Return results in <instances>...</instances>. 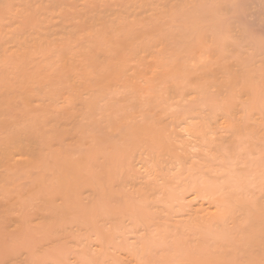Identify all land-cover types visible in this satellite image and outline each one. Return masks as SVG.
<instances>
[{"label":"rangeland","instance_id":"374dc122","mask_svg":"<svg viewBox=\"0 0 264 264\" xmlns=\"http://www.w3.org/2000/svg\"><path fill=\"white\" fill-rule=\"evenodd\" d=\"M3 1V2H2ZM11 1V2H10ZM13 1V2H12ZM32 1V2H31ZM129 1V2H128ZM135 1V2H134ZM153 1V2H152ZM165 1H167V0H126V2H125V0H8L7 2H6V0H0V49L1 50H3L4 51V54L6 55V56H4V54H3V57L2 58H0V73L3 75V72H4V70L6 71V73H7V71H9V70H11V68L13 69L14 67H15V65H18L19 64V62L21 63V62H24V60L23 59H21L20 57V59L18 58V56H17V54H15V55H10L9 53L10 52H8V51H10V49H16V48H18V47H20V44L21 45H23V43H25V44H27V45H32L33 46V50H34V48H35V46L38 48V49H36V52H40L39 54V59H41V58H43L44 59V61L45 60H47L48 58H50V57H53L54 56V54H55V56L54 57H57V58H62V57H65V58H68L69 57V55H72V56H75V57H80V55L81 54H83V55H85V54H87L89 51H93V50H95V49H98L99 47H101V46H103V45H106V43L108 44V42L110 41V40H108L109 38L110 39H113L114 38V36H116L117 34H118V32H121V34L122 33H126V32H128V31H130L131 29L132 30H134V29H137V28H141V27H148L149 25H150V23H155V22H157L156 24L159 26V23H160V27L162 28L161 30H164V31H161V36L163 37V40L161 41V45L163 46V48H164V46H167L168 48H173V47H175V46H177V44H179L178 46H182L183 44H182V42H184L187 38V36L188 37H192V40L190 39V42L192 41V42H196V43H193V46L194 47H192V52H191V54L193 55H191L192 57H194L193 59H194V61H195V63H197L198 64V62H202V64H198L197 66H199V68H196V70H198V72L197 71H195L196 73V75L195 76H197L198 74H203V72L205 71V69H203V70H201L202 68H203V66H205V64L204 63H206V66L205 67H207L208 68V66H207V64L209 65V67H210V69L208 68L206 71L208 72V76L210 75L211 77H213V76H216L217 75V79H220V80H225L226 78H228V77H230L229 76V74H233V76L235 77V78H233L232 76V78L233 79H235L236 81L234 82V81H232L231 80V78H229L230 80H231V83H232V85H233V83H234V85L233 86H235L234 88H235V90H237V91H235L236 93H238V94H236V97L234 96L232 99H234V100H232V102L234 103L233 104V106H232V109L229 107V109L232 111L233 109H234V111H235V109H236V111L234 112H232L233 113V118H235L234 120H232L233 121V123H235V120H236V129H232V130H234L233 132H230V128H224V127H220L219 129H218V131L216 132V133H218V135H216V136H219V137H221V139L222 140H219V141H221V145H222V150H220V153H217V154H222V155H220V156H224V158L223 157H219L218 155H217V157H219V160H218V158L217 159H215L214 160V163L212 162V160H211V153L213 152H210L207 148H206V151H205V148H204V151H205V153H204V155H205V157L206 158H203L202 156H204V155H199V153L200 154H203L202 152L203 151H200L199 150V148H197V150H199L200 152L198 153L197 151L196 152H194V154H197V156L195 155V157L194 156H192L191 154H193V151H195L196 149V147H201L200 145L199 146H196V144H197V142L196 143H194L195 141H197L196 139H195V137H192V136H190L191 138H194V140H192L190 137L188 138L189 139V142L187 141L188 139L187 138H185V134H184V136L183 135H180V137L178 138L179 140H178V144L180 145L181 144V146L183 145L184 146V144L182 143V140L184 139V140H186L185 142H187V144H188V147H187V145H186V147L187 148H189L188 150H187V148L186 149H184V147L182 146V148H180L181 149V151L184 153H182L185 157H188V160H189V158L191 159V160H187L188 162H189V164L190 165H188V166H190V168H191V174L193 173V176L195 175V174H197V175H195L194 177H193V179L192 180H190L189 178H191L189 175H191L190 174V172L189 173H187V172H184V174L186 173L187 175H188V177L186 178L188 181H190L188 184H186L188 181L185 179V176H182V175H184L183 174V172H180L179 174H177V176H180V177H178V178H173V177H171V180L170 179H168V177H169V175L171 176L172 174L170 173L169 174V172H168V175H167V179L170 181V183H171V185H168L167 186V184H166V182H167V179H166V182L164 181V179L162 180L161 179V177H158V175L160 174V171L162 172L160 175L162 176V174H165V169H166V167H167V170H171L170 172H172V171H174L175 169L174 168H176V167H174V168H170L171 166L173 167V165H171L172 163H170V167H169V163L167 164V163H165V165H166V167L164 166V171H163V169L161 170L160 169V167H158L157 166V168H156V170H153V173L154 174H156V175H151V174H147L146 173V170H145V167H142L141 166V164H143V162L141 163V164H139L141 161H139V163H137L138 162V160L140 159V157H136L135 156V154H133L135 157H136V160H137V158H139L137 161L134 159L135 157H132V156H130V157H132L131 158V160L129 159V154H127V155H125V156H123L124 157V161H123V159L121 158V156L119 155V157H120V159H116V162H114V163H116V164H114V166H113V169L111 168V171L113 170V172L111 173V172H109L108 170L110 169L108 166V170L107 169H105V171L107 170V172H109V173H106L105 171H103L104 170V165L102 164L103 163V160H104V158H103V156L104 155H107V154H102V153H108V152H100L99 150H101V151H103V148H107L106 150L108 151L109 150V152L111 153V151L110 150H115L114 148H112V146H116V147H119V145L121 146V148H120V150L123 148L122 147V143H123V145H124V147H125V143L126 144H128L127 143V139L126 140H124V138L121 136V138L119 137V134H118V132H121L122 130V128H120V130L121 131H118V129H119V123L117 122V125H115L114 126V124H116V120L118 119H116L115 117V119H113V121L114 122H112V123H110L109 121V123H107L108 124V126H110V125H112L113 127H115V128H112L111 126V128L109 127V128H107V129H105V130H108V129H111L112 131H113V133L115 132V130H116V132L113 134L112 132V135H110V136H107L108 134H111L110 133V131L108 132V131H104L105 133H107V135L106 134H104V132L102 131V129H97L96 127V125H95V128L99 131H101V132H98L99 134L101 133V137L103 136V137H105L106 139H108V144L110 145H105V143L104 144H98V142L100 143V140L99 139H97V137L99 136L95 131H93V133L94 134H96V137H94L93 139L92 138H90V139H88L87 137H84V139L86 138L89 142H91L92 143V145H94V141H92V140H98V141H96L97 143V145L96 146H93L91 149L92 150H96L95 152H93L91 149L89 150V148H90V146H92L91 144H89L88 145V141L86 140V142H88L87 144L85 143V145L83 144L82 145V143L80 144V142H78V141H80V140H82V138H83V135H88V134H85L87 131H89V132H87V133H89V134H91L92 132L90 131V130H88L90 127L89 126H86L85 127V125H84V127L85 128H87V130L86 131H84L85 130V128L83 129L82 127L83 126H81V128L83 129V133L81 132L82 130H81V128H79L80 126H78V125H80V124H84V122H85V119L84 120H81L82 119V117H80V119H79V117H78V120H80V123L78 124V122H77V118L76 119H74L75 121H76V124L75 123H73V121L72 120H68V119H72V118H74V117H72L71 115H69L68 113H70V112H68L67 113V111H69L70 110V108L72 107V106H70V107H68V109L69 110H67V109H63V108H61V107H65L66 105H63V103H64V101L63 100H61L59 103H61L62 101H63V103L62 104H59L58 102H57V104H59V105H57L55 108H53V110H54V115L55 116H52V117H56V119L58 118V119H60L61 118V120L63 119V118H66V113L69 115H67V120H68V122L66 121V124H64L63 125V122L65 123V121H63V122H57L58 120H56L55 119V121H56V124H57V126L59 125V124H61V126L63 125V127H67L68 129H69V127L68 126H70V127H72V124H74L75 126L77 125V130H79V134L77 133V131H76V127L75 128H73V129H75V131L74 130H71V131H73V132H70V134H71V136H70V134L67 136V138L65 137V139H64V141H63V144L65 145V147L63 146V147H61V149L63 150V152H64V150L66 151V153H68L67 151H69L70 153H75V155H72V156H74L73 158H79V157H85V155L86 154H88V155H86L87 157L89 156L90 157V154H91V152L90 151H92V154L94 153V155L96 154V152L98 153L97 155H96V157H98L96 160H98V161H94V162H96V163H99L100 161H102V163L100 162L99 163V165L100 166H95V165H92V163H91V166L87 169L88 171V175H89V177L90 178H93V180H94V178H96L97 177V175H99V174H101L102 173V175H100L101 177L99 178V177H97V178H99V180H98V182H100V181H102L103 182V180H104V184L103 183H101L102 184V187H103V185H104V187H106L105 188V190L104 191H106L105 192V194L107 195V196H105L104 194L102 195V194H99V189H100V187H101V184L100 183H98L99 185H97L98 187H99V189L96 191V192H94L95 190L93 189L92 190V188H91V186H94V184H92L93 182H96V181H93L92 183H91V186L90 187H88V184H85V186L84 187H82V188H86V189H88V188H90V189H88V190H83L82 192H81V194H82V198H81V196H80V199H79V201H81L82 200V202H80V203H82V204H84V207H86L87 205H89L86 209L90 212H86V209L84 210V212H85V215L87 214V215H89L90 216V219L88 218V216H85V217H83V218H81V216H82V214H80V212L79 213H77V214H79V215H81V216H78V217H76L73 221L72 220H66V221H61L60 220V217L59 216H56L55 215V213H53V211L52 210H50V211H52V214H51V212L50 211H46L47 212V214H46V216H47V221H45V223L44 222H41L40 221V219H39V212H38V209H37V207H36V205H33V203L32 202H34L35 200H30V198L28 199H25L26 197H21V199H23V200H19L18 199V202H17V204H14L15 202L13 201L15 198V196L16 195H18L17 193H15L16 191V189L14 188V190L12 189V190H9L8 189V191H15L14 192V194H12L11 193V195H12V198L9 196V198H7L8 197V195L10 194L8 191L6 192L5 191V189H3L2 187V189H0V264H98L99 262H100V264H101V261H103L102 262V264H120L119 262H121L122 264H134V263H138L139 264V262H140V264H164V263H166V264H183V263H185V262H188V264H197L196 262H198V261H196V260H200V257L203 259L204 257H206L207 255L209 256V255H211V254H215V255H220V253L219 252H221V256L222 255H224L223 257H221V258H223L224 259V262L223 263H221V264H244L246 261H245V259H246V257H249V258H251V255H254L255 254V256L256 255H258L259 256V259L258 260H260L261 259V261H263V263H264V237H262L263 239H262V241H261V243H260V245H259V242L257 241V242H255L254 244H257L258 243V245L259 246H262V244H263V246H262V248L260 247V249H259V247H256V245H255V249H257V251H255V249L253 250L252 248H250V245H249V247H245V248H247V250H245V248L243 247V245H241L240 246V244H238L239 242H240V239H238L239 237L238 236H240V234L239 233H237V234H234L235 232H237V230H235V231H233L232 233H231V231L229 232V229H228V232H225V230H226V228H224L223 227V230H224V233H222L223 235H221L220 233V235L221 236H223L222 238V241L225 243V241L226 242H230V239H231V245L230 246H227L226 245V243H225V247L224 246H219V248L221 247H223V249H218L217 250V248H216V246H214V245H212L211 243H209V241H207L208 239H209V237L210 236H214L215 238L217 237V235L216 234H214L215 233V230L217 231L218 230V228H219V226L217 227V226H214L215 227V229H214V233L213 234H211V235H208L209 237H207L208 239H206V241L205 242H208V243H205L204 242V235H202V236H204V237H202V236H200L199 234V236H197V231H196V229H194V231H193V229H191V228H189V229H191L192 230V232H187L188 234H186V231H188L186 228H188V227H184V223L185 222H189V221H187L188 219V216H186V215H188L189 214V211H190V213H193V212H191L192 210H195V208L196 207H198V205H200V202L202 203V204H204V205H207V206H211V205H216V204H211L212 203V201H213V199H215V203H219L218 205H222V202L221 201H223L224 199L223 198H219L218 199V197L215 195H213L214 197L213 198H211L212 196V194H210L208 197L207 196H204V195H207V189H214L215 187H221L220 189L221 190H223L222 188L224 187V188H227L228 186H230V185H232V187L230 188V191H232L233 192V195L235 196L239 191H241L243 194H246V198H245V200H246V202L247 201H250V202H252V200H253V198H255V197H257V200H259V202L260 203H258V205H260V207L262 208V210H264V188H263V184H264V172L263 171H261L262 169H264L263 168V166L262 165H264V162L262 163V165L260 164V159H258L259 157H261V156H264V118H263V120H262V118L260 119V117H264L263 116V114H264V109H262V108H264L263 106H264V0H168L167 1V3L165 2ZM206 1V2H205ZM217 3H216V2ZM6 2V3H5ZM16 2V3H15ZM109 2H116V4L115 3H112V5H111V3H109ZM120 2V3H119ZM134 2V3H133ZM147 2H149L150 3V5H149V3H147ZM169 2V3H168ZM171 2V3H170ZM179 2V3H178ZM182 2V3H181ZM201 2V3H200ZM10 3V4H9ZM119 3V4H118ZM157 3V4H156ZM162 3H164V4H162ZM6 4V5H5ZM134 4V5H133ZM167 4V5H166ZM168 4H170L169 6H168ZM188 4V5H187ZM204 4V5H203ZM214 6H213V5ZM8 5H9V8H8ZM13 5V6H12ZM33 5V6H32ZM121 7H119V6ZM132 5V6H131ZM137 5H138V7H137ZM152 5V6H151ZM167 7H166V6ZM172 5V6H171ZM182 5V6H181ZM192 5V6H191ZM198 5V6H197ZM221 7H220V6ZM6 6H7V8H6ZM31 6V7H30ZM114 6V7H113ZM129 6V7H128ZM136 6V7H135ZM142 6V7H141ZM173 6H174V9H173ZM176 6V7H175ZM178 6V7H177ZM182 8H181V7ZM185 6V7H184ZM212 6L213 7H215V6H217L216 7V9L214 8V10H212L211 8H212ZM119 7V8H118ZM127 9H126V8ZM131 7V8H130ZM140 7V8H139ZM201 7V8H200ZM202 7H204V8H202ZM105 8V9H104ZM118 8V9H117ZM139 8V9H138ZM145 9L144 11H140V10H143V9ZM170 8V9H169ZM193 8V9H192ZM207 8H209V10H211L210 12L211 13H209V11H207ZM10 9H12V10H10ZM105 11H104V10ZM108 9V10H107ZM115 9V10H114ZM125 9V10H124ZM164 9H166V10H164ZM168 9V10H167ZM206 11V12H204V10ZM101 10H103V11H101ZM147 10V11H146ZM181 10V11H180ZM183 10V11H182ZM199 10V11H198ZM202 10V11H201ZM156 11V12H155ZM162 11V12H161ZM165 11V12H164ZM134 12V13H133ZM141 12H143L142 14H141ZM167 12H168V14H167ZM170 12V13H169ZM179 12H181V13H179ZM196 12V13H195ZM212 12H214L213 14H212ZM215 12H217V13H215ZM100 13V14H99ZM103 13H105V14H103ZM159 13H161L162 14V16H161V14H159ZM187 13V15H185ZM189 13V14H188ZM198 13V14H197ZM205 13V14H204ZM3 14V15H2ZM109 14H110V16H109ZM115 14V15H114ZM134 14V15H133ZM139 14V15H138ZM173 14V15H172ZM191 14V15H190ZM118 15V16H117ZM132 15V16H131ZM134 16V17H133ZM188 16V17H187ZM193 16V17H192ZM197 16V17H196ZM198 16H199V18H198ZM207 16V17H206ZM122 17V18H121ZM138 17V18H137ZM210 17V18H209ZM98 18V19H97ZM140 18V19H139ZM147 18V19H146ZM148 18H149V20H148ZM189 18V19H188ZM216 20H215V19ZM2 19V20H1ZM35 19V20H34ZM86 19V20H85ZM89 19V20H88ZM130 19V20H129ZM145 19V20H144ZM167 19V20H166ZM190 19H191V21H190ZM200 21H199V20ZM94 20H95V22H94ZM111 20V21H110ZM119 20V21H118ZM125 20V21H124ZM142 20V21H141ZM170 20V21H169ZM193 20H194V22H193ZM208 20H209V22H208ZM212 20V21H211ZM218 20V21H217ZM4 21V22H3ZM104 21H105V23H104ZM139 23H138V22ZM178 21L180 22V23H178ZM199 21V22H198ZM206 21V22H205ZM3 22V23H2ZM100 22V23H99ZM103 22V23H102ZM107 22H108V24H107ZM129 22V23H128ZM141 22V23H140ZM196 22H197V24H196ZM208 22V23H207ZM37 23L41 26V27H39V25H37ZM85 23H86V25H85ZM100 25H99V24ZM122 23V24H121ZM124 23H125V25H124ZM128 23V24H127ZM147 23V24H146ZM183 23V24H182ZM186 23H187V25H186ZM207 23V24H206ZM88 24V25H87ZM98 24V25H97ZM103 24V25H102ZM122 26H121V25ZM130 26L129 27V29H127L128 28V26ZM131 24H132V26L134 25V28L131 26ZM138 24V25H137ZM146 24V26H144ZM195 24V25H194ZM142 25V26H141ZM148 25V26H147ZM172 25V26H171ZM186 25V26H185ZM194 25V26H193ZM199 25H200V27H202V28H200L199 27ZM208 25V26H207ZM107 26V27H106ZM108 26H110V28L108 27ZM135 26H136V28H135ZM139 26V27H138ZM183 26V27H182ZM208 27V28H206V27ZM116 27V28H115ZM118 27V28H117ZM123 27H127L126 29L125 28H123ZM168 27V28H167ZM171 27V28H170ZM177 27V28H176ZM188 27V28H187ZM194 27V28H193ZM215 27H217V28H215ZM35 28V29H34ZM122 28V29H121ZM167 28V29H166ZM179 28V29H178ZM104 29V30H103ZM107 29V30H106ZM109 29V30H108ZM119 29H121L120 31H118ZM124 29V32H122V30ZM110 30H114V32H112V31H110ZM126 30V31H125ZM182 30V31H181ZM219 30V31H218ZM70 31V32H69ZM103 31V32H102ZM105 31V32H104ZM108 31V32H107ZM191 31V32H190ZM199 31H200V33H199ZM216 31V32H215ZM222 31V32H221ZM224 31V32H223ZM102 32V33H101ZM172 32V33H171ZM215 32V33H214ZM36 33V34H35ZM50 33V34H49ZM62 33V34H61ZM71 33V34H70ZM110 33H112V34H110ZM188 33V34H187ZM194 33V34H193ZM197 33H199V34H197ZM64 34V35H63ZM66 34V35H65ZM100 34H103L102 35V37H100ZM115 34V35H114ZM202 34V35H201ZM214 34V35H213ZM224 34V35H223ZM227 34V35H226ZM36 35V37H37V35L39 36L40 35V37L38 38V39H40V41L38 42V39L34 42L33 41V38H35L34 36ZM111 37H110V36ZM177 36V38H176V36ZM186 35V36H185ZM197 35H198V37H197ZM205 35V36H204ZM217 38H216V37ZM66 39H65V38ZM172 37V38H171ZM186 39H185V38ZM201 37V38H200ZM228 37V38H227ZM50 38V39H49ZM71 38V39H70ZM73 38H74V40H73ZM78 38V39H77ZM106 38V39H105ZM170 38V39H169ZM179 38V39H178ZM196 38V39H195ZM102 39H104L103 41H102ZM8 40H10L9 42H8ZM13 40V41H12ZM195 40V41H194ZM212 40V41H211ZM216 40H218V42H219V40H220V44L218 43V42H216ZM44 41V42H43ZM72 41H73V43H72ZM168 41V42H167ZM171 41V42H170ZM181 41V42H180ZM208 41V42H207ZM223 41V42H222ZM234 41V42H233ZM8 42V43H7ZM13 42V43H12ZM18 42V43H17ZM143 42H145V41H141V43H140V41H138L136 44H135V47H134V49L131 51V54L129 55L130 56V58H132V61H133V63H138V64H136V65H139V67L140 68H138L137 70H138V74H134L133 76H131V79H133V80H136V79H139L140 81L139 82H141V81H143V83L141 82V86L139 85V88L141 89V87H142V90H140L143 94L145 93H147L146 95L144 94L143 96H145V97H149L148 99H146V98H144V99H146V100H150L152 103H153V97L155 98L157 95L156 94H162L164 91H166V90H162V87H163V83L161 84V86H160V84H157V82H158V80H157V78L155 79V76L156 77H158V75L160 76V75H162L164 72H165V69H161V68H164V65H163V63H162V59L160 60V59H155V61H154V59L151 57V56H145V55H143V52H141V51H143L144 49H146V48H148V49H150V51H151V54H155V55H158L159 53H158V51L156 52L154 49L156 48L155 47V45L153 44H150V43H144L143 44ZM191 42V43H192ZM35 43V45H33ZM39 43V44H38ZM41 43V44H40ZM103 43V44H102ZM168 43V44H167ZM202 43V44H201ZM141 44V45H140ZM150 44V45H149ZM171 44H173V45H171ZM50 45V46H49ZM92 45H93V47H92ZM95 45V46H94ZM151 45H152V48H154V49H151ZM204 45V46H203ZM216 45H218V46H216ZM227 45V46H226ZM16 46H18V47H16ZM32 46H30V48H32ZM67 47V49L66 48H64V47ZM136 46H137V48H136ZM142 47V50H141V47ZM149 46V47H148ZM46 47V48H45ZM51 49H50V48ZM87 47V48H86ZM167 47H165L166 49H167ZM207 47V48H206ZM225 47V48H224ZM42 48H44V49H42ZM49 50H48V49ZM61 48H62V50H61ZM95 48V49H94ZM205 48H206V50H205ZM210 50H209V49ZM6 50V52H5V50ZM8 49V50H7ZM85 49V50H84ZM148 49H146L147 51H148ZM217 49V50H216ZM30 50V49H29ZM37 50H39V51H37ZM45 50V51H44ZM60 50V51H59ZM67 50V51H66ZM136 50V51H135ZM157 50V49H156ZM199 50V51H198ZM3 51H2V53H3ZM42 51V52H41ZM47 51V52H46ZM54 51V52H53ZM149 51V52H150ZM165 51V50H164ZM167 51V50H166ZM209 51V52H208ZM224 51V52H223ZM34 52V51H33ZM59 52H61V53H59ZM69 52V53H68ZM136 52V53H135ZM155 52V53H154ZM201 52V53H200ZM213 52H216V53H213ZM219 52H220V54H219ZM2 53H1V55H2ZM47 53V54H46ZM51 53V54H50ZM141 53H142V55H141ZM198 53V54H197ZM213 53V54H212ZM29 54V53H28ZM64 54H67V55H64ZM79 54V55H78ZM137 54V55H136ZM200 54V59L201 60H199L198 59V55ZM207 54V55H206ZM219 54V55H218ZM47 55V56H46ZM50 55V57H48ZM133 55H135L134 57H132ZM160 55V54H159ZM205 55V56H204ZM8 56V57H7ZM60 56V57H59ZM68 56V57H67ZM137 56V57H136ZM202 56H204V58L202 57ZM208 56V57H207ZM224 56V57H223ZM13 57V58H12ZM47 57V58H46ZM209 58V59H207V58ZM210 57H211V60H210ZM217 57V58H216ZM9 58L11 59V60H9ZM15 58V59H14ZM24 58V57H23ZM146 58V59H145ZM221 58H223L224 60H222ZM7 59V60H6ZM24 59H26V58H24ZM42 59V60H43ZM203 59V60H202ZM207 59V60H206ZM240 59V60H239ZM254 59H255V61H254ZM17 60V61H16ZM49 60V59H48ZM135 60V61H134ZM156 60H158V61H156ZM246 60V61H245ZM249 60V61H248ZM250 60H251V62H250ZM7 61H8V63H7ZM16 61V62H15ZM144 61H146V62H144ZM160 61H161V63H160ZM204 61H206V62H204ZM254 61V62H253ZM12 62V63H11ZM14 62V63H13ZM43 62V61H42ZM231 62V63H230ZM237 62H239V63H237ZM245 62V63H244ZM3 63V64H2ZM237 63V64H236ZM250 63H251V66L249 67V65H250ZM6 64V65H5ZM10 66H9V65ZM11 64H13V66H11ZM24 63H21V64H19V66L21 65H23ZM231 64V65H230ZM26 65V64H25ZM238 65V66H237ZM6 66V67H5ZM9 66V67H8ZM144 66H146V68L144 67ZM151 66V67H150ZM213 66V67H212ZM220 66H222L223 68H221ZM241 66V67H240ZM8 67V68H7ZM142 67V68H141ZM239 67H240V70H239ZM246 67V68H245ZM257 67V68H256ZM1 68H5L4 70L3 69H1ZM10 68V69H9ZM148 68V69H147ZM231 68V69H230ZM252 68V69H251ZM6 69H8V70H6ZM144 69H145V71H144ZM222 69H223V71H222ZM246 69V70H245ZM153 70V71H152ZM155 70V71H154ZM159 71V73H158V71ZM232 70V71H231ZM252 70V71H251ZM201 71V72H200ZM209 71H212V72H214V74H216V75H213L212 74V72L210 73ZM247 71V72H246ZM147 72V73H146ZM160 72H161V74H160ZM235 72V73H234ZM244 72V73H243ZM253 72V73H252ZM261 74H260V73ZM205 73V72H204ZM210 73V74H209ZM225 73H227V74H225ZM246 73V74H245ZM258 73V74H257ZM151 74V75H150ZM156 74H158V75H156ZM260 74V75H259ZM2 75H0V77L2 76ZM194 75V74H193ZM204 75V74H203ZM203 75H199V77L200 76H202L203 77ZM221 75V76H220ZM223 75H224V77H225V79H224V77H223ZM228 75V76H227ZM235 75H237V77L235 76ZM250 75V76H249ZM135 76V77H134ZM136 76H138V77H136ZM132 77H134V78H132ZM201 77V78H202ZM205 77V76H204ZM211 77H209V78H211ZM242 77V78H241ZM252 79H251V78ZM166 78H168V77H166ZM165 78V79H166ZM192 78H194V76L192 77ZM191 78V79H192ZM198 77H196V79H197ZM216 78V77H215ZM214 78V79H215ZM241 78V79H240ZM250 78V79H249ZM148 80L147 82H145V80ZM171 79V78H170ZM190 79V80H191ZM198 79H200V78H198ZM203 79V78H202ZM202 79H200V81L202 80ZM208 79V78H207ZM227 80V82H225V83H222V84H225V85H223L222 86V84H221V82L220 81H215V82H218V83H216L214 86L213 85H211V87H210V85H208L210 88H206L207 90L206 91H204L203 90V88L201 87H199L200 89H202V91H203V94H201V92L202 91H200L199 92V94H198V89L196 90V88H198V87H196V83L195 82H192L191 81V83H190V80H189V83L187 82L186 84H185V86L183 87V85H181V86H178L179 88H181L183 91L185 90V87L187 86V87H189L190 86V84H192L193 85V83H195V87L196 88H193V89H191L192 87H190V90H189V88H187L186 87V89L187 90H185L184 92H182V91H177V90H180L179 88H177V90H176V88L175 87H171V82H170V80L169 79H166V81H168V82H170V83H166V81L165 80H163V82L165 83L164 84V87H165V85L167 84V86L169 87L170 86V88H168L167 87V89H168V91H170V93L169 92H167V93H165L166 95H168V97H172V99H170V98H168L167 97V99H169V101H167L166 103L167 104H165V106L163 105V103L161 104L162 106H159V107H157V105L159 104L158 102L160 101L159 99H158V101L157 100H155L154 102H156L155 104H157V105H155L156 107H157V109L155 110V112H154V110H153V112L154 113H156L157 115L155 116L156 118H160V120L159 119H157L158 121H156L155 119H154V122L155 123H160V121L161 122H164V123H166L167 125H170L171 126V123H174L175 121H172V120H174V118H175V116H176V114H177V117L179 118L180 116H179V113H186L187 115H185L184 114V116H187V118H188V113H190L191 111H189L188 110V108H191V107H193V105H194V103H196L194 106L196 107V108H198L197 109V112L200 110V109H202V107H203V110H201L202 112H204V114H205V112H209V110H212V109H214V107H218L222 102H223V99H224V97H226L227 96V98H225L224 99V101L226 100H228V94L226 95V96H224V93H225V90H224V92L223 93H220L217 89H219V87H220V84H221V88L220 89H222L223 87H225L226 85H228V86H230L229 84H228V81L230 82V80ZM255 81H254V80ZM187 80V81H188ZM192 80H195V78L194 79H192ZM209 80V82L211 81L212 82V78H211V80L210 79H208ZM208 80H206V82L208 81ZM216 80V79H215ZM242 80V81H241ZM260 82H258V81ZM138 80H136V82H137ZM186 81V80H185ZM203 81H205V80H203ZM246 81H247V83H246ZM252 81V82H251ZM262 81V82H261ZM4 82V81H3ZM3 82H2V84L0 85V91L1 92H3V90L2 89H4L3 87H5L4 85H3ZM155 82V83H154ZM197 82V81H196ZM220 82V83H219ZM224 82V81H223ZM237 82V84H235ZM239 82V83H238ZM244 82V83H243ZM6 82H4V84H5ZM7 83H9V82H7ZM138 83V82H137ZM145 83V84H144ZM213 83H214V81H213ZM242 83V84H241ZM255 83H256V85H255ZM140 84V83H139ZM188 84H189V86H188ZM208 84H210V83H208ZM219 84V85H218ZM244 84H245V86L246 85H249L247 88V90H245L246 91V93H245V91H244V89H245V86H244ZM252 84H253V86H252ZM3 85V86H2ZM150 85V86H149ZM160 86V88H161V90L162 91H160V89H159V87H157V86ZM191 85V86H192ZM216 85H218L219 87L218 88H216L217 86ZM231 85V86H232ZM241 85V86H240ZM263 85V86H262ZM153 86V87H152ZM194 86V85H193ZM214 88H213V87ZM216 86V87H215ZM152 87V88H151ZM242 87V88H241ZM253 89H252V88ZM144 88H146L145 90H144ZM166 88V87H165ZM173 88V89H172ZM213 88V89H212ZM251 88V89H250ZM258 88H259V90H258ZM6 89V88H5ZM4 89V90H5ZM123 89V88H122ZM151 89V91H149ZM177 91V94L179 95L178 96V98H177V96H176V94H175V90ZM195 89V90H194ZM211 89H212V91H214L215 89V93H216V91H217V93L216 94H214V92L212 93V94H214L215 96H217V98L214 96V98H213V96L211 97V95L209 96V97H211V99H215L216 100V102H215V100H212L213 102H215V103H213V102H209L210 100L207 98V95H206V97H204L205 96V94L206 93H208V92H210L211 91ZM226 89V88H225ZM229 89H231L232 90V87H229ZM229 89H226V91L227 90H229ZM242 89V90H241ZM257 89V90H256ZM262 91H261V90ZM118 90V89H117ZM172 90V91H171ZM209 90V91H208ZM255 90V91H254ZM114 91V90H113ZM112 91V92H113ZM121 91H123V90H121ZM158 91H159V93H158ZM187 91V92H186ZM189 91V92H188ZM192 91H196L197 93H193ZM208 91V92H207ZM239 91H240V93H239ZM243 91V92H242ZM5 92V91H4ZM115 92V91H114ZM114 92L113 93H108L107 95L109 96V95H111V94H114ZM118 92V91H117ZM140 92V93H141ZM179 92V93H178ZM205 92V93H204ZM230 92L231 91H229V92H226V93H229L230 94ZM242 92V93H241ZM120 93V92H119ZM225 93V94H226ZM1 94V93H0ZM122 94V93H121ZM173 94V95H172ZM181 94H183V95H181ZM201 94V95H200ZM210 94V93H209ZM241 94H243V95H241ZM262 94V95H261ZM115 95V94H114ZM151 95V96H150ZM152 95H154L153 97H152ZM175 95V96H174ZM194 95V96H193ZM204 95V96H203ZM237 95H239V97L237 96ZM107 96V98L109 99V97ZM112 96V95H111ZM113 97V99H111L110 98V100H117V99H119V98H121L122 97V95L120 96V94H119V96L118 95H115V97H118V98H114V96H112ZM198 97V98H197ZM202 97V98H201ZM242 97H244V99L242 98ZM252 99H250V98ZM253 97V98H252ZM256 97V98H255ZM106 98V99H107ZM152 100H151V99ZM181 100H180V99ZM189 98V99H188ZM205 98V99H204ZM235 98H237V100H238V102L235 100ZM238 98H240L241 100L239 101V99ZM249 98V99H248ZM255 98V99H254ZM106 99H104L103 101H105ZM108 99H107V101H108ZM179 99V102L177 101ZM186 99H188V100H186ZM196 99H198V100H196ZM247 99H248V101H247ZM253 99H254V102L255 103H252L253 102ZM175 100V101H174ZM185 100V101H184ZM192 100H193V103H192ZM195 100V101H194ZM201 100V101H200ZM203 100V101H202ZM209 100V101H208ZM259 100H261V101H259ZM102 101V102H103ZM171 101V102H170ZM184 101V102H183ZM226 101L224 102V103H226ZM101 102V103H102ZM185 102H187V103H185ZM199 102V103H198ZM227 102H230L231 103V101H227ZM257 102V103H256ZM100 103V104H101ZM105 103V102H104ZM106 103H109V101L108 102H106ZM105 103V104H106ZM151 103V104H152ZM178 103H180V104H178ZM182 103V104H181ZM205 103V104H204ZM235 103L237 104V105H235ZM148 104H150V103H148ZM178 104V105H177ZM183 104H185V105H183ZM191 106H190V105ZM199 104H202V106L200 105V107H199ZM62 105V106H61ZM101 105H103V104H101ZM153 105V104H152ZM160 105V104H159ZM174 105V107H176L175 108V110L173 109V108H171V106H173ZM232 105V103L230 104V106ZM103 106H105V105H103ZM148 106H150V105H148ZM154 106V107H155ZM180 108H179V107ZM181 106H183L184 107V109H181L182 107ZM223 107L224 105H220V107ZM225 106H228V103L227 104H225ZM235 106V108H233ZM241 106H243V108L241 107ZM59 109H58V108ZM106 107V106H105ZM153 106H151V107H147L148 108V111H149V108H154ZM163 107V108H162ZM211 108V109H209V108ZM239 107H241V108H239ZM146 108V107H145ZM187 108V109H186ZM196 108H194V111L196 110ZM208 108V109H207ZM257 108H259L258 110H257ZM52 109V108H51ZM59 110V112H66L65 114L63 113V115H62V113H61V116H60V113L59 112H57L58 110ZM62 109L64 110V111H62ZM75 109H77V108H73V110L75 111ZM99 109V108H98ZM101 109V108H100ZM104 109V108H103ZM112 109V108H111ZM132 109V108H131ZM131 109H129V110H131ZM152 109H151V111H152ZM159 109H162V111L161 110H159ZM172 109V110H171ZM181 109V110H180ZM243 109H244V111H243ZM248 109V110H247ZM262 109V110H261ZM107 110H108V107H107ZM133 110V109H132ZM134 110H138L139 111V113L142 111L141 109L139 110V109H137V108H134ZM169 110L171 111V112H169ZM181 112H180V111ZM187 111V112H183V111ZM239 110H240V112H239ZM242 110V111H241ZM103 111V110H102ZM101 111V112H102ZM105 111V110H104ZM108 111H110L111 112V114L113 115V110H110V108H109V110ZM107 111V112H108ZM157 111V112H156ZM159 111V112H158ZM172 111H173V113H172ZM176 111H179V112H177L176 113ZM192 111H193V109H192ZM247 111V112H246ZM259 111V112H258ZM15 112V111H14ZM77 112H78V110H77ZM99 112V111H98ZM143 112V111H142ZM140 113V114H143V113ZM153 112H151L150 113V115L152 114L153 116H154V113ZM168 112V113H167ZM80 113V111L78 112V114ZM100 113V112H99ZM109 113V112H108ZM116 113H118V112H116ZM158 113H160V114H158ZM230 111H229V116L231 117V115H230ZM243 113H245V114H243ZM250 113V114H249ZM101 115H103L102 113H100ZM100 114H98V115H100ZM130 114H132V112H129L128 113V115H127V118H126V122H128V123H130V124H133V122H134V125H137V124H139V123H135V122H139L140 121V119L142 118H144V117H140V116H138V113L136 112V114L133 112V114L135 115V117H133L134 115H132V118H130L129 117V115ZM139 114V115H140ZM145 114V113H144ZM171 114V115H170ZM203 114V113H202ZM242 114V115H241ZM261 114H262V116H261ZM95 115V114H94ZM94 115H90L92 118H96V119H98V117H93ZM149 115V114H148ZM150 115H149V117H150ZM151 115V116H152ZM159 115V116H158ZM161 115V116H160ZM164 115V116H163ZM181 115V114H180ZM17 116V115H16ZM58 116H60V117H58ZM62 116H63V118H62ZM65 116V117H64ZM71 116V117H70ZM118 116H119V114H118ZM121 116V115H120ZM142 116V115H141ZM170 116H172V117H170ZM182 116H183V114H182ZM181 116V117H182ZM241 116V117H240ZM14 117H15V115H14ZM30 117V118H29ZM29 117H27L26 119H24V118H22L23 120H24V122H26L27 123V121H29L28 122V124H27V126L29 125V127H30V124L32 125L33 124V121L34 122H36V125H37V128H39V127H41V129H42V127H43V125H44V121H43V117H32L31 118V116H29ZM86 117H88V116H86ZM102 117V116H101ZM147 117V116H146ZM145 117V118H146ZM176 117V118H177ZM180 117V118H181ZM255 117V118H254ZM122 117H120V119H121ZM154 118V117H153ZM162 118H163V121H162ZM182 118H184V117H182ZM232 117L230 118V119H233ZM21 118H20V116H17V120H20ZM22 119L19 121V123H21L22 122ZM38 119V120H37ZM87 119V118H86ZM89 122L92 120L90 117H89ZM99 119H101V118H99ZM98 119V120H99ZM127 119H129V120H127ZM136 119H139V120H136ZM141 119V120H142ZM152 119V118H151ZM165 119V120H164ZM169 119V120H168ZM188 119H192V121H193V118L191 117V116H189V118ZM187 119V120H188ZM242 121H241V120ZM252 119V120H251ZM27 120V121H26ZM30 120L32 121V123L30 122ZM37 120V121H36ZM40 120H42L41 122L43 123V125L41 124V122H40ZM61 120H59V121H61ZM122 120V119H121ZM124 120V119H123ZM133 120V121H132ZM171 120V121H170ZM176 120V119H175ZM185 120V119H184ZM87 121V120H86ZM95 121V120H94ZM118 121V120H117ZM131 121V122H130ZM166 121H168V122H166ZM186 121V120H185ZM184 121V122H185ZM191 120H190V122H192ZM243 121H245V122H243ZM23 122V123H24ZM70 122L72 123L71 125H70ZM119 122H120V120H119ZM124 122H125V120H124ZM140 122H142V121H140ZM144 122V121H143ZM182 122H183V119H182ZM237 122H238V124H237ZM38 123V124H37ZM68 123V124H67ZM95 123H96V121H95ZM99 123V122H98ZM121 123H123L122 121H121ZM120 123V125H122ZM128 123L127 124H125V125H127L128 126ZM176 123V122H175ZM178 123H179V121H178ZM239 123H240V125H239ZM248 123V124H247ZM86 124V123H85ZM89 124V123H88ZM101 123H99L98 125H100ZM103 124V123H102ZM162 124V123H161ZM246 124V125H245ZM39 125V126H38ZM67 125V126H66ZM91 125V124H90ZM104 125V124H103ZM123 125H124V123H123ZM164 125V124H163ZM245 125V126H244ZM19 126H20V124H19ZM32 126H34V124L32 125ZM45 126V125H44ZM56 126V125H55ZM56 126V127H57ZM61 126L59 127L60 129H61ZM127 126H125V127H127ZM133 126V125H132ZM132 126H131V128H132ZM62 127V128H63ZM91 127H92V125H91ZM102 127V126H101ZM106 127H107V125H106ZM105 127V128H106ZM121 127V126H120ZM122 127H124V126H122ZM124 127V128H125ZM128 127H130V126H128ZM134 127V126H133ZM44 128V127H43ZM49 128H51L50 126H48V128H47V130L49 129ZM58 127L56 128V129H59ZM79 128V129H78ZM93 128H94V126H93ZM100 128V127H99ZM171 128H173L172 126H171ZM250 128V129H249ZM44 129H46V128H44ZM56 129H54L53 128V130L55 131ZM64 129V128H63ZM66 129V128H65ZM95 129V130H96ZM126 129V128H125ZM127 129H129V128H127ZM32 130H33V128H32ZM40 130V129H39ZM130 130V129H129ZM42 131H43V133H41L40 132V134H42V135H44V130L42 129ZM60 131H62V130H60ZM250 131V132H249ZM255 131V132H254ZM57 133H58V131H56ZM75 132L77 133V135L75 134ZM81 132V133H80ZM125 132V131H124ZM55 133V132H54ZM55 134V135H57L56 136V139L58 138V136L61 134L60 132H59V135L58 134ZM92 133V137L93 136H95L94 134ZM182 134H183V132H181ZM257 133H259V134H257ZM81 134V135H80ZM117 134V135H116ZM122 134L123 135H125V133H123V131H122ZM115 135V136H114ZM121 135V134H120ZM233 135H235V136H233ZM81 136V137H80ZM179 136V135H178ZM183 136V137H182ZM186 136H188L187 134H186ZM216 136L214 135V137L216 138ZM239 136V137H238ZM75 137V138H74ZM77 137L80 139V140H78L77 139ZM102 137V138H103ZM113 137V138H112ZM126 137V136H125ZM99 138V137H98ZM218 138V137H217ZM237 138H239V139H237ZM249 138V139H248ZM74 139H76L77 140V142L79 143V145L78 146H81L80 147V151H79V148H78V146L76 145V144H78L77 142H76V140H74ZM110 139H111V141H110ZM181 139V140H180ZM218 139H220V138H218ZM255 139V140H254ZM66 140V141H65ZM72 140V142H71V144H72V146L71 145H69V141H71ZM74 140V141H73ZM91 140V141H90ZM103 140V139H102ZM130 140V139H129ZM217 140V139H216ZM240 142H239V141ZM83 141V140H82ZM115 141V142H114ZM119 141H122V142H120L119 144H118V142ZM124 141H125V143H124ZM190 141H192L193 143L192 144H194L196 147L194 148V150L192 151V148L190 147L192 144H191V142ZM218 140H217V144L218 143H220ZM229 141V142H228ZM85 142V141H84ZM83 142V143H84ZM111 142V143H110ZM113 142V143H112ZM116 142H117V144H118V146H117V144H116ZM129 142V141H128ZM132 142V141H131ZM130 142V143H131ZM235 142H236V144H235ZM76 143V144H75ZM238 143V144H237ZM251 143V144H250ZM67 144V145H66ZM75 144V145H74ZM132 144V143H131ZM234 144V145H233ZM247 144V145H246ZM257 144V145H256ZM261 144H263V146L261 145ZM74 145V146H73ZM105 146V147H103V146ZM190 145V146H189ZM220 145V146H221ZM252 145V146H251ZM67 146V147H66ZM69 146V147H68ZM85 146H87V148L85 147ZM88 146H89V148H88ZM101 146H102V148H101ZM109 148H108V147ZM193 146V145H192ZM257 148H256V147ZM262 146V147H261ZM74 147V148H73ZM77 147V148H76ZM84 147V148H83ZM95 147H96V149H95ZM101 148V149H98V148ZM115 147V148H116ZM245 147H247V149L245 148ZM250 147V149H251V147H253L252 148V151L250 150H248V148ZM77 149V150H74V149ZM81 148L83 149V151L81 150ZM126 148V147H125ZM202 148V147H201ZM200 148V149H201ZM238 150H237V149ZM261 148H262V152L260 151L261 150ZM69 149V150H68ZM116 149H118V148H116ZM128 149H130V148H128ZM132 149H133V147H132ZM203 149V148H202ZM235 149V150H234ZM239 149H241V150H239ZM254 149L255 150H257V152L256 151H254ZM87 150V151H86ZM98 150V151H97ZM105 150V149H104ZM112 150V151H113ZM135 150V149H134ZM134 150L132 151V153H135L134 152ZM208 150V151H207ZM231 150V151H230ZM232 150H234V151H232ZM259 150V151H258ZM73 151V152H72ZM90 153H89V152ZM116 151V150H115ZM115 151H113V152H115ZM118 152H119V150H117ZM125 152L127 151V150H124ZM124 151H120L121 153H125ZM128 151H130V150H128ZM180 151V150H179ZM180 151V152H181ZM187 151V152H186ZM232 153L231 155H230V153ZM248 151V152H247ZM86 152H88V153H86ZM100 152V153H99ZM112 152V153H113ZM207 152H210L209 154L207 153ZM214 152H218V149H216V150H214ZM223 152V153H222ZM70 153H68V154H70ZM110 153H108V155H111ZM228 153V154H227ZM237 153H238V156H237ZM240 153V154H239ZM249 153H250V155H249ZM81 154H83V156H81ZM91 154V155H92ZM122 154V155H123ZM233 154H235V155H233ZM247 154V155H246ZM259 154H263V155H260V156H258V158H257V155H259ZM93 155V158H96L95 156ZM103 155V156H102ZM117 155V154H116ZM145 155V156H144ZM199 155V156H198ZM207 155H209V157H210V159H207ZM230 155V156H229ZM101 156V157H100ZM115 156V155H114ZM254 158H253V157ZM105 157V161H106V159H109V157L107 158V156H104ZM191 157H194V158H191ZM201 159H200V158ZM212 157H214V156H212ZM216 157V156H215ZM214 157V158H215ZM232 157H233V160H232ZM256 157V158H255ZM115 158H116V156H115ZM114 158V159H115ZM142 158H146L145 160L146 161H144V165H145V163H147L146 165V169L147 170H151L150 168H148V164H150L151 165V163H148V161H147V157H146V154L144 153L142 156H141V159ZM196 158V159H195ZM198 158V159H197ZM249 158H251L250 160H248ZM81 159V158H80ZM79 159V160H80ZM90 159H91V157H90ZM90 159H86V160H90ZM111 159V158H110ZM113 159V158H112ZM111 159V161H113ZM135 161H134V160ZM195 159V160H194ZM206 160V162H207V160H208V162H210L209 160H211V163H206L205 162V160ZM223 159H224V161H223ZM259 160V162H257V160ZM264 159V157L261 159V162L262 161H264L263 160ZM77 160V159H76ZM92 160V159H91ZM236 160H238V161H236ZM247 160H248V162H247ZM256 160V161H255ZM104 161V162H105ZM110 161V160H109ZM115 161V160H114ZM120 161V162H119ZM123 163H122V162ZM195 161V162H194ZM203 161V162H202ZM220 161H222V162H220ZM254 161V162H253ZM92 162H93V160H92ZM94 162H93V164H94ZM133 162H135L134 164L136 165H134L133 164ZM188 162H187V164H188ZM194 162V163H193ZM196 162H198L199 164L200 163H202L204 166L203 167H201V166H197L196 168V171H194L195 169V166L197 165V164H195ZM246 162H247V166H246ZM257 162V163H256ZM90 163V162H89ZM122 163V164H121ZM128 165H127V164ZM218 163V164H217ZM259 163V164H258ZM102 164V165H101ZM125 164V165H124ZM132 164V165H131ZM191 164H193V166H194V168H193V166L191 165ZM207 164H209L208 166H207ZM217 164V165H216ZM227 164V165H226ZM250 164H252V166L250 165ZM109 165H111V164H109ZM118 165V167H116ZM127 165V166H126ZM149 165V166H150ZM220 165H222V166H220ZM224 165H226V166H224ZM237 166V168H236V166ZM243 165H245V166H243ZM257 165H261L262 166V168H260V167H258ZM112 166V165H111ZM110 166V167H111ZM119 166H121V167H119ZM130 166V167H129ZM152 166V168H153V165H151ZM219 166H220V168H219ZM255 166V167H254ZM100 167V168H99ZM134 167V168H133ZM163 167V166H162ZM198 167H199V169H198ZM225 167H227V168H225ZM231 168V169H229V168ZM234 167V168H233ZM101 168H102V170H101ZM122 168V169H121ZM131 168V169H130ZM133 168V169H132ZM136 168V169H135ZM213 168H215L214 170H212ZM224 168V169H223ZM246 168H248V170H246ZM252 170H251V169ZM259 168H260V170H259ZM92 169V170H91ZM94 169H95V171H94ZM193 169V170H192ZM216 169H217V171H216ZM132 170V171H131ZM160 170V171H159ZM166 170V171H167ZM176 170H177V168H176ZM176 170H175V172H176ZM245 170V171H244ZM251 171V173H250V171ZM101 173H100V172ZM156 171H159V172H155ZM204 173V171H205V173H207L208 171L210 172V173H212L213 171V173L212 174H209V176H208V174L207 175H205V177H204V174L202 175V172ZM254 171V172H253ZM261 171V172H260ZM92 172H94V173H92ZM105 172V173H104ZM124 172H126V173H124ZM128 172V173H127ZM145 172V174H143ZM177 172H178V170H177ZM199 172H201L200 174H199ZM208 172V173H209ZM226 172V173H225ZM248 172V173H247ZM98 173V174H97ZM110 173H111V175H110ZM115 175H114V174ZM150 173H152V171H150ZM159 173V174H158ZM195 173V174H194ZM113 174V175H112ZM122 174V175H121ZM124 174V175H123ZM128 174H130L129 176H131L132 178H130L129 176H127ZM175 174V173H174ZM219 174V175H218ZM245 174V175H244ZM257 174V175H256ZM22 175H24V174H22ZM104 175V176H103ZM107 175V176H106ZM186 175V176H187ZM223 175V176H222ZM249 175H251V176H249ZM20 176H21V174H20ZM113 176H115L113 179H112V177ZM117 176V177H116ZM142 176V177H141ZM156 178H155V177ZM192 176V175H191ZM199 178H198V177ZM202 176V177H201ZM221 176V177H220ZM241 176V177H240ZM253 176H255V178L253 177ZM261 176H263L262 178H261ZM18 177V176H17ZM26 177H28V176H26ZM26 177H24V176H21V179H18L17 178V186H22V188L21 187H17V188H19V190H21V192H23L24 190V193H26V190L28 191L29 190V188H28V186H30L31 184H29L30 182V180L28 179V178H26ZM110 177V178H109ZM119 177V178H118ZM134 177H136V178H134ZM184 179H183V178ZM201 177V178H200ZM244 177V178H243ZM25 178L27 179L26 181H25ZM85 178H88L87 176L85 177ZM85 178H84V180H85ZM105 178V179H104ZM107 178V179H106ZM120 178H121V180H120ZM157 178H159V179H157ZM164 178V177H163ZM173 178V179H172ZM180 178V179H179ZM195 178V179H194ZM231 178V179H230ZM240 178V179H239ZM241 178H243V180L241 179ZM247 178H252V179H247ZM258 178H259V180H258ZM103 179V180H102ZM116 179V180H115ZM126 179V180H125ZM135 179V180H134ZM204 180V182H203V180ZM18 180H19V182H18ZM29 180V181H28ZM91 180V179H90ZM105 180H108L107 182L105 181ZM148 181V182H145V181ZM157 180H159V181H157ZM173 180V181H172ZM176 180V181H175ZM209 180V181H208ZM246 180V181H245ZM249 182H248V181ZM253 180V181H252ZM257 180V181H256ZM261 180H262V182H261ZM86 181V180H85ZM116 181V182H115ZM120 181V182H119ZM124 181V182H123ZM137 181V182H136ZM142 181V182H141ZM155 181H156V184H155ZM163 181V184H165L164 185V187L165 188H169L168 190L170 191H168V193H174L175 191L178 193V194H180L181 196H180V198H179V196H178V198H179V200L177 201L178 203H176V201H175V199L177 198V197H175V195H176V192L174 193L175 195L173 196V195H171V194H169L170 195V197H171V200H173L172 198L173 197H175L174 198V202H172L171 200H170V197H169V199H167V197H168V195H167V197H166V195L164 196V194H163V190H166V189H164V188H162L160 185H162V182ZM169 181H168V183H169ZM203 182L202 184H199V182ZM228 181V182H227ZM230 181H232V182H230ZM237 181H241V182H247V184H245V183H243L244 184V186H246V185H248L249 183H251L252 184V186L249 184L248 185V187H245L246 188V193H244V191L243 190H241V188H239V190H237L238 189V187H237V191H235V193H234V184L236 185V186H238V183H236ZM252 181V182H251ZM82 182H84V181H82ZM88 182H89V179H88ZM145 182V183H144ZM165 182V183H164ZM191 182H194V183H196L198 186H201V185H203V187H204V185L206 186V191H204V193H203V190H202V192L201 191H198V189H197V191L200 193H203V194H201L200 195V197H198L197 198V196L199 195H197L196 196V198H194L195 197V194H193L192 195V193H196V190L195 191H193V190H191L190 188H191V186L192 187H194L193 186V183H191ZM215 182V183H214ZM218 182V183H217ZM241 182H240V185H242L241 184ZM255 182V183H254ZM124 183V184H123ZM131 183V184H130ZM133 183H135V184H133ZM154 183V184H153ZM161 183V184H160ZM229 183V184H228ZM257 183V184H256ZM83 184V183H82ZM81 184V185H82ZM96 184H97V182H96ZM121 184H123L122 185V187L120 186ZM138 184V185H137ZM144 184V185H143ZM147 184L149 185V186H147ZM160 184V185H159ZM180 184V185H179ZM183 184V185H182ZM184 184H186V187L184 188L183 186H185ZM254 184V185H253ZM256 184V185H255ZM126 185H128V186H126ZM141 185V186H140ZM143 185V186H142ZM179 185V186H178ZM182 185V186H181ZM187 185L190 187V188H187ZM191 185V186H190ZM213 185V186H212ZM214 185H216V186H214ZM239 185V186H240ZM261 185V186H260ZM96 185H95V187H97ZM118 186V188L117 189H119V191H120V193H122L121 195H120V197L118 196V198H117V196H116V194L114 193L115 191H118L117 189L115 190V188ZM119 186L121 187V188H119ZM130 186V187H129ZM133 186V187H132ZM145 186H147V187H149L148 189H149V191L146 189L147 187H145ZM152 186H154V187H152ZM156 186V187H155ZM196 186V185H195ZM198 186H196V187H198ZM211 186V187H210ZM244 186H242V188L244 187ZM251 186V187H250ZM88 187V188H87ZM97 187V188H98ZM109 187V188H108ZM124 187H125V190H124ZM135 187V188H134ZM137 187V188H136ZM150 187H152V188H150ZM161 187V188H160ZM176 187V188H175ZM253 187V188H252ZM259 187H260V189H259ZM82 188H81V190H82ZM127 188V189H126ZM156 188V189H155ZM247 188H250L249 190L247 189ZM256 188H257V190H256ZM102 190L104 189V188H101ZM101 189H100V193H104V192H101ZM146 189V190H145ZM158 189H161L160 191H158ZM171 189H172V191L173 192H171ZM178 189V190H177ZM185 189V190H184ZM199 189H200V187H199ZM202 189V188H201ZM211 189H210V192H211ZM259 189V190H258ZM263 189V190H262ZM114 190V192L112 193V191ZM122 190V191H121ZM132 190V191H131ZM140 190V191H139ZM141 190H144V191H146V192H143V191H141ZM155 190V191H154ZM218 190V189H217ZM219 191L220 193H222V191ZM18 191V190H17ZM127 191V192H126ZM134 191V192H133ZM158 191V192H157ZM193 191V192H192ZM223 191H225V190H223ZM226 191H227V189H226ZM230 191H229V193H225V194H223V197H225V199L227 198V195L229 194L230 195ZM248 191H250V192H248ZM129 192V193H128ZM140 192V193H139ZM142 192V193H141ZM154 193V196H153V194L151 195V194H149V193ZM180 192V193H179ZM192 192V193H191ZM205 192H206V194H205ZM209 192V193H210ZM240 192V193H241ZM95 193V194H94ZM116 193H119V192H116ZM119 193V194H120ZM133 193V194H132ZM142 194L141 196L139 195V194ZM146 195H145V194ZM164 193H167V192H164ZM187 193V194H186ZM189 193V194H188ZM212 193V192H211ZM216 193V192H215ZM215 193H213V194H215ZM224 193V192H223ZM252 193V194H251ZM254 193H257V194H254ZM262 193H263V195H262ZM3 194V195H2ZM16 194V195H15ZM84 194V195H83ZM112 194H115V196L113 197L112 196ZM133 195V197H132V195ZM136 194V195H135ZM158 194V195H157ZM163 194V195H162ZM219 193H217V195H218ZM15 195V196H14ZM20 195V194H19ZM91 195H93L94 197H92ZM99 195H102L101 197L99 196ZM112 196L111 198H108V197H110V196ZM125 195V196H124ZM219 195H221L222 196V194H219ZM218 195V196H219ZM224 195H226V196H224ZM232 195V196H233ZM241 195V194H240ZM240 195H239V197H240ZM3 196V197H2ZM14 196V197H13ZM22 196H25V195H22ZM124 196V197H123ZM130 196H131V198H130ZM160 196H162V197H160ZM164 196V197H163ZM220 196V197H221ZM237 196H238V194L236 195V197H235V199H237ZM245 196V195H244ZM243 196V197H244ZM253 196V197H252ZM263 196V197H262ZM7 198V199H9V200H11L10 201V203H12L11 205L13 206H11L10 208H13L12 210V212L10 211V213H7V215H6V210H2L3 209V205L1 204L3 201V204L4 205H6L7 203L9 204V202L8 201H6V203H5V198ZM86 197V198H85ZM91 197V198H90ZM95 197H96V199H95ZM99 197H100V199H99ZM141 197V198H140ZM148 197H150V198H148ZM154 197V198H153ZM157 197L158 198H160L159 200H157ZM192 197V198H191ZM216 197V198H215ZM238 197V198H239ZM14 198V199H13ZM18 198V197H17ZM17 198H16V200H17ZM99 199V201L101 202V200H102V202L100 203L99 201H97L98 199ZM102 198V199H101ZM136 199V200H134V199ZM143 198H144V200H146V201H143ZM163 198V199H162ZM189 198V199H188ZM208 198H210V199H208ZM232 198L234 199V197H231V199H229V201L231 200V202H233L232 201ZM248 198V199H247ZM88 199V200H87ZM126 199H128V202H127V200ZM148 199V200H147ZM153 199V200H152ZM185 201H184V200ZM186 199H187V201H186ZM199 199H201V200H199ZM216 199H218L217 200V202H216ZM221 199V200H220ZM223 199V200H222ZM251 199V200H250ZM15 200V201H16ZM64 200V199H63ZM104 200V201H103ZM118 200H119V202H118ZM168 200V201H167ZM177 200V199H176ZM190 200V201H189ZM192 200V201H191ZM212 200V201H211ZM220 200V201H219ZM257 200H253L254 202H255V204H256V202H257ZM28 202V203H25V202ZM30 201H31V204L33 205H28V204H30ZM59 202H60V206L62 207L63 206V203L64 202H62V201H60V200H58ZM84 201H86V202H84ZM92 201H93V203H92ZM140 201V202H139ZM153 201V202H152ZM182 201V202H181ZM195 201V202H194ZM197 201V202H196ZM199 201V202H198ZM98 202V203H97ZM105 202V203H104ZM125 202H127V203H125ZM130 202V203H129ZM132 202H134V204L132 203ZM148 202V203H147ZM158 202H159V204H158ZM167 202H170V203H167ZM186 202V203H185ZM191 202L194 204V205H192L191 204ZM220 202H221V204H220ZM58 203V202H57ZM96 203V204H95ZM107 203H108V205H107ZM116 203V204H115ZM130 205H129V204ZM142 203H144V204H142ZM150 203L152 204V203H154V204H152V205H150ZM25 204V205H24ZM34 204H36V202L34 203ZM86 204V205H85ZM109 204H110V206H109ZM111 204H114L113 206L111 205ZM119 204V205H118ZM129 205V206H135L134 207V209H132L134 212H135V214L133 215V213H131L132 214V216H131V214L130 213H127V212H129L128 210V208L126 207L127 205ZM149 204V205H148ZM157 204V205H156ZM162 204V205H161ZM190 204V205H189ZM2 205V206H1ZM27 205H28V208H29V206H31L29 209H30V211H28V208H27ZM43 205H45V203L43 204ZM81 205V204H80ZM100 205H101V207H100ZM126 205V206H125ZM142 205V206H141ZM160 205V206H159ZM186 205V206H185ZM197 205V206H196ZM218 205H216L215 207H218ZM79 206V205H78ZM98 207V209H100V210H102L103 212V215H102V213H101V211L100 210H98L97 209V207ZM103 206V207H102ZM105 206V207H104ZM107 206V207H106ZM115 206V208H116V210H115V208H113L112 209V207H114ZM125 206V207H124ZM141 208H139V207ZM152 206V207H151ZM164 206V207H163ZM169 206V207H168ZM176 206V207H175ZM190 206V207H189ZM23 207V208H22ZM60 207V208H61ZM90 207V208H89ZM108 207H110V209L108 208ZM125 208V209H123V208ZM145 209V211H142V210H144L143 208ZM147 207V208H146ZM170 207H173V208H171L170 209ZM200 207V206H199ZM221 207V206H220ZM20 208H22V209H20ZM60 208H58V210L60 209ZM107 210L106 212L108 213V215H107V213L105 212V210ZM120 208V209H119ZM126 208L128 209V210H126ZM133 208V207H132ZM136 208H139V210L138 209H136ZM179 208V209H178ZM173 209H175V211H173ZM16 210V212H14ZM57 210V211H58ZM97 212H99V213H101V214H99V213H96V211ZM108 210H111V211H108ZM122 210H125V211H122ZM132 210H131V212H132ZM148 210H150L151 211V213H150V211H148ZM187 210V211H186ZM45 211V210H44ZM43 211V212H44ZM91 211H93V212H91ZM119 212V213H112V212ZM139 211H141V212H139ZM180 213H179V212ZM17 212H19V214H17ZM33 212V213H32ZM50 212V213H49ZM126 214H125V213ZM148 212V213H147ZM172 212V213H171ZM178 212V213H177ZM188 212V213H187ZM16 213V214H15ZM45 213V212H44ZM112 213V214H111ZM122 213H124V214H122ZM142 213V214H141ZM145 213V214H144ZM154 213V214H153ZM160 213H161V215H162V217L164 218H162V217H160ZM166 213V214H165ZM169 213H171V214H169ZM187 213V214H186ZM54 214V215H53ZM106 214V216H108V218L107 217H105L104 215ZM111 214V215H110ZM139 214H141V216L139 215ZM158 214H159V216H158ZM174 214V215H173ZM20 215V216H19ZM26 215V216H25ZM58 215V214H57ZM163 215H165V216H163ZM167 215V216H166ZM170 215V216H169ZM189 215H191V214H189ZM18 216V217H17ZM24 216V217H23ZM83 216H84V214H83ZM96 216V217H95ZM100 217V220H99V217ZM117 216V217H116ZM120 216V217H119ZM135 216V217H134ZM145 216H147V218L149 219V220H155V218H156V220L153 222L154 224H156V227H155V225L152 223L149 227L147 226L148 225V223H147V225H143L144 224V221H143V219H146V217ZM148 216H150V217H152L151 219L148 217ZM156 216V217H155ZM158 216V217H157ZM173 216V217H172ZM260 216H262V214L261 215H259V217ZM264 216V215H263ZM263 216H262V218H263ZM88 218V220H90V222H88V223H86V222H83V224L81 223L83 220L85 221V220H87V219H85V218ZM103 217V218H102ZM142 217L143 219H140V218ZM178 217H180V218H178ZM186 217V218H185ZM48 218H49V222H48ZM93 218V219H92ZM136 218V219H135ZM166 218V219H165ZM172 218H177V219H172ZM192 218V217H191ZM191 218H189V220L191 219ZM130 219V220H129ZM183 219V220H182ZM185 219H186V221H185ZM52 220V221H51ZM77 220V221H76ZM81 220V221H80ZM128 220V221H127ZM132 220V221H131ZM137 220V221H136ZM141 222V223H139V221ZM167 220V221H166ZM172 220H173V222H172ZM179 220V221H178ZM72 221V222H71ZM116 221V222H115ZM131 221V222H130ZM135 221L137 222V223H135ZM146 221V220H145ZM161 221V222H160ZM183 221H185L184 223H183ZM190 221H192V220H190ZM74 222H76V223H74ZM157 222V223H156ZM180 222V223H179ZM42 223V224H41ZM49 223V224H48ZM60 223V224H59ZM74 223V224H73ZM78 223V224H77ZM94 223H96L97 225H95ZM106 223V224H105ZM134 223V224H133ZM159 223V224H158ZM166 223H168V225L170 224V226H168ZM181 223L182 224H184L183 226L181 225ZM46 226H45V225ZM69 224V225H68ZM71 224H72V226H71ZM82 224V225H81ZM136 224V225H135ZM141 224H142V226H141ZM146 224V223H145ZM165 224V225H164ZM188 224H190V223H188ZM40 225H41V227H40ZM43 225V226H42ZM62 225V226H61ZM66 227H64V226ZM79 225H80V227L82 228V229H80V230H77L78 228H79ZM115 225V226H114ZM137 226L138 228H136L135 226ZM140 225V226H139ZM163 225V226H162ZM176 225H178V227H175ZM179 225H181V226H179ZM105 226V227H104ZM132 226V227H131ZM134 226V227H133ZM147 226V227H146ZM152 226V227H151ZM174 226V227H173ZM212 226V225H211ZM21 227V228H20ZM61 227V228H60ZM73 227V228H72ZM87 227V228H86ZM100 227V228H99ZM109 227V228H108ZM112 227V228H111ZM129 227V228H128ZM142 227V228H141ZM149 228L150 229V233L152 234H150L148 231H147V229L146 228ZM158 227V228H157ZM170 227V228H169ZM172 227H173V229H172ZM185 228L186 229V231L184 232L183 230H181V234H180V228ZM189 227H190V225H189ZM192 227V226H191ZM213 227V228H214ZM222 227V226H221ZM20 228V229H19ZM37 228V229H36ZM64 228H65V230H64ZM69 228V229H68ZM70 228H72V229H70ZM76 228V229H75ZM97 229V230H95V229ZM140 228V229H139ZM155 230H153V229ZM162 228V229H161ZM171 230V232L169 231V229ZM179 228V230H176V229H178ZM181 228V229H182ZM209 228V227H208ZM207 228V230L209 231V234L212 232L211 230H209ZM19 229V230H18ZM22 229H24V230H22ZM34 229V230H33ZM43 229V230H42ZM57 229V230H56ZM67 229V230H66ZM75 231H74V230ZM101 229V230H100ZM145 229H146V231H145ZM148 229V230H149ZM158 229V232L156 231ZM165 229V230H164ZM166 229H168V231L166 230ZM184 229V230H185ZM206 229V228H205ZM211 229V228H210ZM24 231V232H21V231ZM38 230V231H37ZM61 230V231H60ZM72 230L74 231V233L72 232ZM77 230V231H76ZM121 230H123V231H121ZM127 230V231H126ZM139 232H138V231ZM142 232H141V231ZM160 230H161V232H160ZM162 230H163V232H162ZM174 230V231H173ZM190 230V231H191ZM206 230V231H207ZM222 230V228L220 229V231ZM55 231V232H54ZM101 231V232H100ZM106 231H109V232H106ZM118 231V232H117ZM126 231V232H125ZM134 231H135V234H134V236H133V234H132V236H131V233H134ZM144 231V232H143ZM167 231V232H166ZM178 232V234H177V232ZM20 232V233H19ZM58 232H59V234H58ZM63 232V233H62ZM67 232V233H66ZM80 232V233H79ZM130 232V233H129ZM148 232V233H147ZM199 232V231H198ZM18 233V234H17ZM56 233V234H55ZM87 233V234H86ZM111 233V234H110ZM114 235H113V234ZM117 233V234H116ZM124 233V235H122ZM126 233L128 234V235H126ZM161 233V234H160ZM192 234V235H190V234ZM196 233V235H194ZM203 233V232H202ZM204 233H207V232H204ZM203 233V234H204ZM217 233V232H216ZM20 234V235H19ZM64 234V235H63ZM94 234H96V235H94ZM106 234V235H105ZM115 234L117 235L116 237H114L115 236ZM118 234H120L119 236H118ZM129 234H130V236H129ZM139 236H138V235ZM155 234V235H154ZM163 234H165V235H163ZM168 234V235H167ZM229 234H231V235H229ZM25 235V236H24ZM81 235V236H80ZM88 235V236H87ZM160 235V236H159ZM161 235H162V237H161ZM172 235L175 237H172ZM176 235H178V237L176 236ZM194 235V236H193ZM206 235V234H205ZM219 235V236H220ZM23 236V237H22ZM128 236L130 237V238H128ZM142 236H143V238H142ZM153 236V239L152 240H149V239H151V237ZM163 236H168V237H163ZM197 236V237H196ZM217 237V238H219V240L221 239L220 237ZM228 236H230V237H228ZM86 237V238H85ZM88 237V238H87ZM155 237H157V238H155ZM158 237H160V239L158 238ZM178 238V240H177V238ZM186 237V238H185ZM199 237V238H198ZM200 237H202V238H200ZM211 237V239L213 240L214 239V237L212 238ZM226 239H225V238ZM22 238V239H21ZM83 238V239H82ZM85 238V239H84ZM113 238H114V240H116V241H114L113 240ZM120 238V239H119ZM122 238H124L123 240H122ZM138 238H140V239H138ZM145 238V239H144ZM164 238V239H163ZM193 238V239H192ZM197 238H198V240H197ZM71 239V240H70ZM82 239V240H81ZM101 239V240H100ZM224 239H225V241H224ZM239 241H238V240ZM80 240V241H79ZM92 242H91V241ZM104 240V241H103ZM141 240V241H140ZM143 240H144V242H143ZM147 240V241H146ZM170 240V241H169ZM237 240V241H236ZM82 241H83V243H82ZM84 241H86L85 243H84ZM100 241V242H99ZM107 241V242H106ZM125 241V242H124ZM136 241V247H138V249L137 248H135V246H134V242ZM138 241V242H137ZM154 241H156V243L159 241V243L161 244V245H159V243L157 244L158 246H155L156 245V243L154 244ZM163 241V242H162ZM179 241V242H178ZM216 241V239H214V242ZM232 241H234L233 243H232ZM237 242V244L239 245H237L236 244V242ZM87 242H89V243H91V244H89V243H87ZM98 242V243H97ZM101 242H103V245L104 246H106V247H104V249L106 248V250H104L100 255H99V253L102 251V250H98V248L99 247H97L98 246V244H100ZM114 242V244H111V243H113ZM116 242H118L119 244H117ZM122 242V243H121ZM129 242H130V244H129ZM148 242V243H147ZM166 242V243H165ZM173 242V243H172ZM73 243V244H72ZM87 243V244H86ZM95 243V244H94ZM133 243V244H132ZM138 243V244H137ZM143 243H145V244H143ZM170 243H172L171 245H170ZM212 243H213V241H212ZM241 243V242H240ZM107 244V245H106ZM109 244V245H108ZM116 244V245H115ZM121 244V245H120ZM143 244V245H142ZM150 246H149V245ZM207 244H209V245H207ZM237 246H236V245ZM253 244V243H252ZM252 244H251V246H252ZM253 244V245H254ZM83 245H84V247H83ZM111 245V246H110ZM114 245H115V247H117V249L114 247ZM118 245H119V248H118ZM148 245V246H147ZM198 245H200V246H198ZM203 245H204V248H202L203 247ZM224 245V244H223ZM257 245V246H258ZM96 246V247H95ZM113 246V247H112ZM125 246H127V247H125V249H123ZM131 247L130 249H129V247ZM153 246V247H152ZM189 246L192 248V250H191V248H189ZM245 246V245H244ZM82 247V248H81ZM123 247V248H122ZM142 247V248H141ZM145 247H146V249H145ZM156 247V248H155ZM171 247V248H170ZM218 247V246H217ZM238 247V248H237ZM244 249H243V248ZM92 248H97V250L98 251H96L95 249H92ZM108 248V249H107ZM112 248V249H111ZM120 248H122V249H120ZM129 249V251H128V249ZM132 248H134V249H132ZM143 248H144V250H143ZM177 248V249H176ZM216 248V249H215ZM233 248V249H232ZM253 248H254V246H253ZM83 249V250H82ZM110 249V250H109ZM115 249V250H114ZM148 249V250H147ZM230 249V250H229ZM249 249V250H248ZM252 249V250H251ZM108 250H109V252H108ZM112 250V251H111ZM119 250V251H118ZM125 252H124V251ZM133 250V251H132ZM137 250V251H136ZM166 250V251H165ZM198 250V251H197ZM224 250H225V252H224ZM81 251V252H80ZM91 251H92V253H91ZM107 251V252H106ZM135 251V252H134ZM143 251V252H142ZM206 251V252H205ZM233 251V252H232ZM245 253H243V252ZM263 251V252H262ZM84 252H86V253H84ZM94 252V253H93ZM112 252V253H111ZM124 252V253H123ZM155 252V253H154ZM235 252V253H234ZM251 252H252V254H251ZM104 253V254H103ZM111 253V254H110ZM131 253H132V255H133V259H132V257L130 258V257H128V256H132L131 255ZM135 253V254H134ZM137 253H139V254H137ZM150 253V254H149ZM160 253V254H159ZM178 253H179V255H178ZM189 254L188 255V257L187 256H183V257H187V258H185V262H182V261H180L181 259L183 260V258H181L182 257V255L183 254ZM191 253H193L192 254V258H190L191 257ZM229 254V255H227V254ZM243 253V254H242ZM247 253V254H246ZM249 253V254H248ZM263 253V254H262ZM87 254H88V256H87ZM93 255V257H92V255ZM98 254V255H97ZM111 256H109V255ZM117 254V255H116ZM120 254V255H119ZM168 254V255H167ZM177 254V255H176ZM235 254H237L236 256L237 257H234L235 256ZM241 254V255H240ZM251 254V255H250ZM260 254V255H259ZM85 255H86V257H85ZM156 255V256H155ZM176 255V256H175ZM240 255V256H239ZM243 255V256H242ZM263 256V258H262V256ZM84 256V257H83ZM113 256V257H112ZM159 256V257H158ZM179 256V257H178ZM261 256V257H260ZM59 257H60V259H59ZM89 257V258H88ZM92 257V260H90V258ZM96 257V259H97V262L94 260V258ZM104 257V258H103ZM107 257H109V259H107ZM114 257H116L115 259H117V258H119V259H117L116 261H115V259H113ZM140 257V258H139ZM157 257V258H156ZM166 257V258H165ZM194 257H196V258H194ZM233 259H232V258ZM254 257V256H253ZM252 257V258H253ZM58 258V259H57ZM64 258H66V259H64ZM88 258V259H87ZM106 258V259H105ZM123 258V259H122ZM145 258H147V259H145ZM149 258V259H148ZM155 258H156V261H155ZM180 258V259H179ZM234 258H235V261H234ZM238 258V259H237ZM85 259H87V260H85ZM121 259V260H120ZM161 259V260H160ZM194 259V260H193ZM230 259H232V260H230ZM243 259V260H242ZM255 260L257 259V258H254ZM60 260V261H59ZM63 262H62V261ZM66 260V261H65ZM80 260V261H79ZM105 260V261H104ZM136 260V261H135ZM141 260H142V262H141ZM191 260H192V262H191ZM237 260V261H236ZM242 262H241V261ZM90 261V262H89ZM92 261V262H91ZM95 261V262H94ZM128 261V262H127ZM131 261H133V262H131ZM144 261H146V262H144ZM154 261V262H153ZM164 261V262H163ZM166 261H168V262H166ZM227 261H229V262H227ZM239 261V262H238ZM245 261V262H244ZM257 261V260H256ZM114 262V263H113ZM148 262V263H147ZM178 262V263H177ZM180 262H182V263H180ZM235 262V263H234ZM237 262V263H236ZM262 263V262H261ZM262 263V264H263Z\"/></svg>","mask_w":264,"mask_h":264},{"label":"bare ground","instance_id":"6f19581e","mask_svg":"<svg viewBox=\"0 0 264 264\" xmlns=\"http://www.w3.org/2000/svg\"><path fill=\"white\" fill-rule=\"evenodd\" d=\"M8 0H6V2H7ZM34 1V0H33ZM155 1V0H154ZM168 1V0H167ZM167 1H165L166 3H167ZM208 1V0H207ZM3 2V1H2ZM5 2V3H6ZM11 2V1H10ZM13 2V1H12ZM32 2V1H31ZM125 2H126V0H125ZM129 2V1H128ZM135 2V1H134ZM133 2V3H134ZM153 2V1H152ZM206 2V1H205ZM216 2V1H215ZM1 3V2H0ZM16 3V2H15ZM109 3H111V2H109ZM112 3H115L116 4V2H112ZM112 3H111V5H112ZM120 3V2H119ZM118 3V4H119ZM147 3H149V2H147ZM169 3V2H168ZM171 3V2H170ZM179 3V2H178ZM182 3V2H181ZM201 3V2H200ZM217 3V2H216ZM10 4V3H9ZM157 4V3H156ZM162 4H164V3H162ZM6 5V4H5ZM134 5V4H133ZM149 5H150V3H149ZM167 5V4H166ZM165 5V6H166ZM170 4H168V6H169ZM188 5V4H187ZM204 5V4H203ZM213 5V4H212ZM13 6V5H12ZM33 6V5H32ZM119 6V5H118ZM132 6V5H131ZM152 6V5H151ZM172 6V5H171ZM182 6V5H181ZM180 6V7H181ZM192 6V5H191ZM198 6V5H197ZM214 6V5H213ZM212 6V10H214V8L216 9V7L217 6H215V7H213ZM220 6V5H219ZM31 7V6H30ZM114 7V6H113ZM120 7V6H119ZM118 7V8H119ZM129 7V6H128ZM136 7V6H135ZM137 7H138V5H137ZM142 7V6H141ZM167 7V6H166ZM176 7V6H175ZM178 7V6H177ZM185 7V6H184ZM221 7V6H220ZM6 8H7V6H6ZM8 8H9V5H8ZM117 8V9H118ZM121 8V7H120ZM126 8V7H125ZM131 8V7H130ZM140 8V7H139ZM138 8V9H139ZM182 8V7H181ZM201 8V7H200ZM202 8H204V7H202ZM218 8V7H217ZM105 9V8H104ZM103 9V10H104ZM127 9V8H126ZM143 9V8H142ZM146 9V8H145ZM145 9H143V10H140V11H144ZM170 9V8H169ZM173 9H174V6H173ZM193 9V8H192ZM10 10H12V9H10ZM103 10H101V11H103ZM108 10V9H107ZM115 10V9H114ZM125 10V9H124ZM164 10H166V9H164ZM168 10V9H167ZM204 10V9H203ZM206 10V9H205ZM204 10V12H206ZM105 11V10H104ZM147 11V10H146ZM181 11V10H180ZM183 11V10H182ZM199 11V10H198ZM202 11V10H201ZM207 11H209V13H211L210 11L211 10H209V8H207ZM215 11V10H214ZM156 12V11H155ZM162 12V11H161ZM165 12V11H164ZM134 13V12H133ZM143 12H141V14H142ZM170 13V12H169ZM179 13H181V12H179ZM196 13V12H195ZM214 12H212V14H213ZM215 13H217V12H215ZM100 14V13H99ZM103 14H105V13H103ZM159 14H161V13H159ZM167 14H168V12H167ZM189 14V13H188ZM198 14V13H197ZM205 14V13H204ZM3 15V14H2ZM115 15V14H114ZM134 15V14H133ZM139 15V14H138ZM173 15V14H172ZM185 15H187V13L185 14ZM191 15V14H190ZM109 16H110V14H109ZM118 16V15H117ZM132 16V15H131ZM161 16H162V14H161ZM134 17V16H133ZM188 17V16H187ZM193 17V16H192ZM197 17V16H196ZM207 17V16H206ZM122 18V17H121ZM138 18V17H137ZM198 18H199V16H198ZM210 18V17H209ZM98 19V18H97ZM140 19V18H139ZM147 19V18H146ZM189 19V18H188ZM215 19V18H214ZM2 20V19H1ZM35 20V19H34ZM86 20V19H85ZM89 20V19H88ZM130 20V19H129ZM145 20V19H144ZM148 20H149V18H148ZM167 20V19H166ZM199 20V19H198ZM216 20V19H215ZM111 21V20H110ZM119 21V20H118ZM125 21V20H124ZM142 21V20H141ZM170 21V20H169ZM190 21H191V19H190ZM200 21V20H199ZM198 21V22H199ZM212 21V20H211ZM218 21V20H217ZM4 22V21H3ZM2 22V23H3ZM94 22H95V20H94ZM138 22V21H137ZM193 22H194V20H193ZM206 22V21H205ZM208 22H209V20H208ZM207 22V23H208ZM100 23V22H99ZM98 23V24H99ZM103 23V22H102ZM104 23H105V21H104ZM129 23V22H128ZM127 23V24H128ZM139 23V22H138ZM141 23V22H140ZM157 22H155V23H150V25L148 26V27H141V28H137V29H134V30H130L129 29V27L130 26H128L127 24V26H128V28L127 27H123V28H127V29H129L130 31H128V32H124V29L122 30V32H124V33H122L121 34V32H118V34L116 35V36H114V38L113 39H108V40H110L109 42H108V44L106 43V45H103V46H101V47H99L98 49H95V50H91V51H89L87 54H85V55H83V54H81L80 55V57H75V56H72V55H69V57L68 58H65V57H62V58H57V57H54L55 56V54H54V56L53 57H50V55L48 56V57H50V58H48L47 60H45L44 61V59L43 58H41V59H39V53L40 52H36V49H38L36 46H35V48H34V50H33V46L32 45H30V46H32V48H30V46L29 45H27V44H25V43H23V45H21L20 44V47H18V46H16V47H18V48H16V49H10V51H8V52H10L9 54L10 55H15V54H17V56H18V58L20 57L21 59H23L24 60V62H21V63H24L22 66L20 65L19 66V64H21L20 62H19V64L18 65H15V67L12 69L11 68V70H9V71H7V73H6V71L4 70L5 68H1V69H3L4 70V72H3V75L0 73V75H2L1 77H0V83L2 84V82L4 81V82H6L5 84H4V82H3V85L5 86V87H3L4 89H2L3 90V92H1L0 91V189H5V191L7 192L8 191V189L9 190H14V188L16 189L15 191H8L10 194L8 195V197L7 198H9V196L11 195V193L12 194H14V192L15 193H17L18 195H14L13 197L15 198H13L14 200V204H17V202H18V199L20 200L21 199V197H26L25 199H29L30 198V200L32 201V200H35L34 202H32L33 203V205H36V207H37V209H38V212L40 213L39 214V219H40V221L41 222H44L45 223V221H47V216H46V214H47V212L48 211H50V210H52L53 211V213H55V215L56 216H59L60 217V220L61 221H68V220H74L76 217H78V216H81V215H79V214H77V213H79L80 212V214H82V216H81V218H83V217H85V216H88V218L90 219V216L89 215H85V212H84V210L89 206V205H87L86 207H84V204H82L83 202H82V200L81 201H79V199H80V196H81V198L83 197L82 196V194H81V192L83 191V190H85L86 188H82V187H84L85 186V184H88V187H90L91 186V183L93 182V181H96L97 179L99 180V178L101 177L100 175H102V173L101 174H99V175H97V177H99V178H94V180H93V178H90L89 177V175H88V168L91 166V163H92V165H95V166H100L99 165V163L101 162L102 163V161H100L99 163H96V162H94V161H98V160H96L98 157H96V155L98 154L97 152H96V154L94 155V153L92 154V151L93 152H95L94 150H92L91 148L93 147V146H96L97 144V142L96 141H98V140H92V141H94L95 143H94V145H92V143L91 142H89L86 138V140L89 142H86V140L84 139V137H87L88 139H90V138H94V137H96V134H94L95 132L99 135L98 137H97V139H99L100 140V143L98 142V144H104L105 143V145H109L108 143V139H106L105 137H101V133L99 134L98 132H101L100 130L98 131L97 129H102V131L104 132H106V131H110V133L112 132L113 133V131L111 130L112 128H115L116 126L115 125H117V122L119 123L118 125V127H119V129H118V131H123V133H125V135H123L122 134V131L121 132H118V134H119V137L121 138V136L124 138V140H126L127 139V143L128 144H126L125 143V141H124V143H125V147H124V145H123V143H122V149L120 150V148H121V146L119 145V147H116V146H112V148H114L115 150H113V151H115V152H113L112 150H110L111 151V153L109 152V150L107 151L106 149V147L105 146H103V147H105V148H103V151H101V150H99L100 152H108V153H110L111 155H108V153H102L103 155L104 154H107V155H104V156H107V158L109 157V159H106V161H105V157L103 156V158H104V160H103V165H104V170L103 171H105V169H109L108 171L109 172H113V170L111 171V168L113 169V166H114V164H116V163H114V162H116V159L118 160V159H120V157H119V155L121 156V158L123 159V161H124V157L123 156H125V155H127V154H129L128 156H129V159L131 160V158L132 157H140V159L139 158H137V160H138V162L137 163H139V161H141L139 164H141L142 162H143V164H141V166L142 167H145V170H146V173L147 174H151V175H156L157 173L156 172H159V171H154L156 174H154L153 173V170H156V168H157V166L158 167H160V169L162 170L163 169V171H164V166L166 167V165H165V163H169V167H170V163H172L171 165H173V167L171 166L170 168H174V167H176L177 168V170H178V172H177V170H176V168H174L175 170H176V172H175V170L174 171H172V172H170L171 170L169 169V170H167V167H166V169H165V174H162V176L160 175L162 172L160 171V174L158 175V177H161V179L163 180L164 179V181L166 182V179H167V175H168V172H169V174L171 173H173L171 176L169 175V177H168V179H170L171 180V177H175V178H178V177H180V176H177V174H179L180 172H183V174H184V172H187L189 169V171L187 172V173H189L190 172V174H191V168H190V166H188V165H190L189 164V160H191L190 158H189V160H188V157H185L183 154V152L181 151V149L180 148H182V146H181V144L179 145L178 144V138L180 137V135H183L184 136V134H185V138H189L190 136H192V137H195V139L197 140V141H195L194 143H196L197 142V144H196V146H201V147H196L194 144H192L193 142L192 141H190L191 142V144L193 145H189L191 148H192V151L194 150V148L196 149L195 151H193V154H191L192 156H194L195 157V155L197 156V154L200 152V151H203L202 153L203 154H200L199 153V155H204V153H205V151H206V148L210 151V152H212L211 153V160H212V162L214 163V160L215 159H217L218 158V160H219V157H223L224 158V156H220V155H222V154H217V153H220V150H222L221 148H222V145H221V141H219V140H222L221 139V137H219V136H216V135H218V133H216L217 131H218V129L221 127H224V128H230V132H233L234 130H232V129H236V120H235V123H233V121L232 120H234L235 118H233V111H234V109L231 111L230 109H229V107L232 109V106H233V102H232V100H234V99H232L234 96L236 97V94H238V93H236L235 91H237V90H235V86H233L234 85V83H233V85H232V83H231V80L233 79V78H235L234 76H233V74L231 75V74H229V76L230 77H228V78H226L225 79V77H224V75H223V77H224V79L225 80H220V79H217V75L216 74H214V72H212V71H209L210 73L212 72V74L213 75H216V76H213V77H211L210 75L208 76V72L206 71L208 68L210 69V67H209V65L207 64V66H208V68L207 67H205L206 66V61H204V62H206V63H204L205 64V66H203V68L201 69V70H203V69H205V73L203 72V74L201 73V74H198L197 76H195L197 73L195 72V71H197L198 72V70H196V68H199V66H197L198 64H202V62L200 61V62H198V64L197 63H195V61H194V57H192L193 55L191 54V50H192V47H194L193 46V43H196V42H190V39L192 40V37H184L186 40L184 41V42H182V46H178L179 44H177V46H175V47H173V48H168L167 46H164V48H163V46L161 45V41L163 40V37L161 36V31H164V30H161L162 28L160 27L161 25H160V23H159V26L156 24ZM178 23H180L179 21H178ZM206 23V24H207ZM1 24V23H0ZM97 24V25H98ZM107 24H108V22H107ZM122 24V23H121ZM120 24V25H121ZM147 24V23H146ZM146 24L144 25V26H146ZM183 24V23H182ZM196 24H197V22H196ZM37 25H39L38 23H37ZM85 25H86V23H85ZM88 25V24H87ZM100 25V24H99ZM103 25V24H102ZM124 25H125V23H124ZM138 25V24H137ZM186 25H187V23H186ZM185 25V26H186ZM195 25V24H194ZM193 25V26H194ZM198 25V24H197ZM122 26V25H121ZM131 26H132V24H131ZM142 26V25H141ZM172 26V25H171ZM188 26V25H187ZM208 26V25H207ZM39 27H41L40 25H39ZM107 27V26H106ZM109 28H110V26H108ZM133 28H134V25L132 26ZM139 27V26H138ZM183 27V26H182ZM199 27H200V25H199ZM206 27V26H205ZM116 28V27H115ZM118 28V27H117ZM135 28H136V26H135ZM168 28V27H167ZM166 28V29H167ZM171 28V27H170ZM177 28V27H176ZM188 28V27H187ZM194 28V27H193ZM200 28H202V27H200ZM206 28H208V27H206ZM215 28H217V27H215ZM35 29V28H34ZM122 29V28H121ZM121 29H119L118 31H120ZM179 29V28H178ZM104 30V29H103ZM107 30V29H106ZM109 30V29H108ZM110 31H112V30H110ZM126 31V30H125ZM182 31V30H181ZM219 31V30H218ZM70 32V31H69ZM103 32V31H102ZM101 32V33H102ZM105 32V31H104ZM108 32V31H107ZM112 32H114V30L112 31ZM191 32V31H190ZM216 32V31H215ZM214 32V33H215ZM222 32V31H221ZM224 32V31H223ZM172 33V32H171ZM199 33H200V31H199ZM199 33H197V34H199ZM36 34V33H35ZM50 34V33H49ZM62 34V33H61ZM71 34V33H70ZM110 34H112V33H110ZM188 34V33H187ZM194 34V33H193ZM64 35V34H63ZM66 35V34H65ZM102 35L103 34H100V37H102ZM113 35V34H112ZM111 35V36H112ZM115 35V34H114ZM202 35V34H201ZM214 35V34H213ZM224 35V34H223ZM227 35V34H226ZM110 36V35H109ZM110 36V37H111ZM176 36V35H175ZM186 36V35H185ZM205 36V35H204ZM35 38H33V41L35 42L39 37H40V35L38 36L37 35V37H36V35L34 36ZM197 37H198V35H197ZM216 37V36H215ZM41 38V37H40ZM65 38V37H64ZM172 38V37H171ZM176 38H177V36H176ZM201 38V37H200ZM217 38V37H216ZM228 38V37H227ZM50 39V38H49ZM66 39V38H65ZM71 39V38H70ZM78 39V38H77ZM106 39V38H105ZM170 39V38H169ZM179 39V38H178ZM196 39V38H195ZM73 40H74V38H73ZM104 39H102V41H103ZM10 40H8V42H9ZM13 41V40H12ZM40 41V39H38V42ZM75 41V40H74ZM138 41H140V43H141V41H145L146 43L148 42V43H150V44H154L155 45V49L154 48H152V45H151V49H154L156 52L158 51V53L160 54H158V55H155V54H151V51H150V49H148V48H146V49H148V51L146 50V49H144L143 51H141V52H143V55H149V56H151L153 59H154V61H155V59H162L161 61H162V63H163V65H164V68H161V69H165V72L162 74V75H158V74H156V75H158V77H156L155 76V79L157 78V80H158V82H157V84H160V86H161V84L163 85V87H162V90L164 91V90H166V91H164L162 94H156L157 96V98L155 99L153 96L154 95H152V99H153V103L150 101V100H146V99H148L149 97V95L147 96V97H145V96H143L144 94L140 91V90H142V87H141V89L139 88V85L141 86V82L143 83V81H141V82H139L140 80L139 79H136V80H138L137 82H136V80H133V79H131V76H133L134 74L136 75V74H138V68H140L139 67V65H136V64H138V63H133V61H132V58H130V54H131V51L134 49V47H135V44L138 42ZM195 41V40H194ZM212 41V40H211ZM7 42V43H8ZM37 42V41H36ZM41 42V41H40ZM44 42V41H43ZM145 42H143V44L145 43ZM168 42V41H167ZM171 42V41H170ZM181 42V41H180ZM208 42V41H207ZM216 42H218V40H216ZM219 42H220V40H219ZM218 42V43H219ZM223 42V41H222ZM234 42V41H233ZM13 43V42H12ZM18 43V42H17ZM72 43H73V41H72ZM1 44V43H0ZM39 44V43H38ZM41 44V43H40ZM103 44V43H102ZM149 44V45H150ZM168 44V43H167ZM202 44V43H201ZM220 44V43H219ZM33 45H35V43L33 44ZM141 45V44H140ZM171 45H173V44H171ZM50 46V45H49ZM95 46V45H94ZM204 46V45H203ZM216 46H218V45H216ZM227 46V45H226ZM64 47V46H63ZM92 47H93V45H92ZM141 47V46H140ZM149 47V46H148ZM165 47H167V49L165 48ZM46 48V47H45ZM50 48V47H49ZM64 48H66L67 49V47H64ZM87 48V47H86ZM136 48H137V46H136ZM139 48V47H138ZM137 48V49H138ZM207 48V47H206ZM206 48H205V50H206ZM225 48V47H224ZM30 49V50H29ZM42 49H44V48H42ZM48 49V48H47ZM51 49V48H50ZM157 49V50H156ZM209 49V48H208ZM5 50V49H4ZM8 50V49H7ZM49 50V49H48ZM61 50H62V48H61ZM85 50V49H84ZM141 50H142V47H141ZM165 50V51H164ZM167 50V51H166ZM210 50V49H209ZM217 50V49H216ZM2 51L3 50H1L0 49V58H2L3 57V54H4V51H3V53H2ZM34 51V52H33ZM37 51H39V50H37ZM45 51V50H44ZM60 51V50H59ZM67 51V50H66ZM136 51V50H135ZM150 51V52H149ZM199 51V50H198ZM5 52H6V50H5ZM42 52V51H41ZM47 52V51H46ZM54 52V51H53ZM209 52V51H208ZM224 52V51H223ZM1 53H2V55H1ZM29 53V54H28ZM59 53H61V52H59ZM69 53V52H68ZM136 53V52H135ZM155 53V52H154ZM201 53V52H200ZM213 53H216V52H213ZM212 53V54H213ZM6 54V53H5ZM4 54V56H6ZM47 54V53H46ZM51 54V53H50ZM198 54V53H197ZM219 54H220V52H219ZM218 54V55H219ZM64 55H67V54H64ZM79 55V54H78ZM137 55V54H136ZM141 55H142V53H141ZM192 55V56H191ZM207 55V54H206ZM47 56V55H46ZM135 55H133L132 57H134ZM199 57H198V59L199 60H201L200 59V54L198 55ZM205 56V55H204ZM204 56H202L203 58H204ZM8 57V56H7ZM26 58V59H24V58ZM60 57V56H59ZM137 57V56H136ZM208 57V56H207ZM206 57V58H207ZM224 57V56H223ZM13 58V57H12ZM19 58V59H20ZM47 58V57H46ZM217 58V57H216ZM15 59V58H14ZM43 59V60H42ZM146 59V58H145ZM205 59V58H204ZM207 59H209V58H207ZM206 59V60H207ZM222 60H224L223 58H221ZM7 60V59H6ZM9 60H11L10 58H9ZM203 60V59H202ZM210 60H211V57H210ZM240 60V59H239ZM17 61V60H16ZM15 61V62H16ZM43 61V62H42ZM135 61V60H134ZM156 61H158V60H156ZM161 61H160V63H161ZM246 61V60H245ZM249 61V60H248ZM254 61H255V59H254ZM253 61V62H254ZM144 62H146V61H144ZM250 62H251V60H250ZM7 63H8V61H7ZM12 63V62H11ZM14 63V62H13ZM231 63V62H230ZM237 63H239V62H237ZM236 63V64H237ZM245 63V62H244ZM3 64V63H2ZM26 64V65H25ZM1 65V64H0ZM6 65V64H5ZM9 65V64H8ZM231 65V64H230ZM10 66V65H9ZM8 66V67H9ZM11 66H13V64H11ZM238 66V65H237ZM251 66V63H250V65H249V67ZM6 67V66H5ZM7 67V68H8ZM138 67V68H137ZM145 68H146V66H144ZM151 67V66H150ZM213 67V66H212ZM221 68H223L222 66H220ZM241 67V66H240ZM240 67H239V70H240ZM142 68V67H141ZM246 68V67H245ZM257 68V67H256ZM10 69V68H9ZM138 69V70H137ZM148 69V68H147ZM224 69V68H223ZM223 69H222V71H223ZM231 69V68H230ZM252 69V68H251ZM6 70H8V69H6ZM246 70V69H245ZM140 71V70H139ZM144 71H145V69H144ZM153 71V70H152ZM155 71V70H154ZM158 71V70H157ZM232 71V70H231ZM252 71V70H251ZM201 72V71H200ZM247 72V71H246ZM147 73V72H146ZM158 73H159V71H158ZM196 73V74H195ZM209 73V74H210ZM235 73V72H234ZM244 73V72H243ZM253 73V72H252ZM260 73V72H259ZM160 74H161V72H160ZM194 74V75H193ZM225 74H227V73H225ZM246 74V73H245ZM258 74V73H257ZM261 74V73H260ZM259 74V75H260ZM151 75V74H150ZM199 75H203V77L202 76H200L199 77ZM194 76V78H195V80H192V79H194V78H192ZM205 76V77H204ZM221 76V75H220ZM228 76V75H227ZM233 78H232V77ZM236 77H237V75H235ZM250 76V75H249ZM264 76V75H263ZM135 77V76H134ZM134 77H132V78H134ZM136 77H138V76H136ZM166 77H168V78H166ZM196 77H198V78H200V79H202L201 81H200V79H196ZM202 77V78H201ZM209 77H211L212 78V82L210 81L209 82V80L208 79H210L211 80V78H209ZM216 77V78H215ZM169 79L170 80V82H168V81H166V79ZM171 78V79H170ZM192 78V79H191ZM208 78V79H207ZM216 80H215V79ZM229 78H231V80L229 79ZM242 78V77H241ZM240 78V79H241ZM251 78V77H250ZM249 78V79H250ZM190 80V83H191V81L192 82H195L197 85H196V87H198V88H196L195 87V83H193V85L192 84H190V86H189V84H188V86L189 87H187V88H189V90H190V87H192L191 89H193V88H196V90L198 89L199 91H198V94H199V92L200 91H202V89H200L201 87L203 88V90L204 91H206L207 89L206 88H210L211 87V85H215L216 83H218V82H215V81H222L221 82V84L222 83H225V82H227V80L229 79L230 80V82L228 81V84L230 85V86H228V85H226L225 87H223L222 89H220L223 85H225V84H222V86H221V84H220V87L218 86V85H216L215 87L216 88H218L219 87V89H217L220 93H223L224 92V90H225V93L226 92H229V91H231L230 92V94L229 93H224V96H226L227 94H228V100L227 101H231V103H232V105L230 106V102H227L226 100V103H224L225 101H224V99L225 98H227V96L226 97H224V99H223V102L220 104V105H224L223 107L221 106L220 107V105L218 106V107H214V109H212V110H209V112H205V114H204V112H202L201 110H203V107H202V109H200L198 112H197V109L198 108H196L194 105L196 104V103H194V105H193V107H191V108H188V110L189 111H191L190 113H188V115L189 116H191L192 118H193V121H192V119H188L189 118V116H188V118H187V116H184V114L185 115H187L186 113H179V116L181 117L182 116V114H183V116L182 117H184V118H178L177 117V114H176V116H175V118H174V120H172V121H175L174 123H171V126L173 127V128H171V126L170 125H167L166 123H164V122H161L160 121V123H155L156 121H158L157 119H159L160 120V118H156L155 116L157 115L156 113H154L155 112V110L157 109V107H159V106H162L161 104L163 103V105L165 106V104H167L166 102L167 101H169V99H167V97H168V95H166L165 93H167V92H169L170 93V91H168V89H167V84L165 85V87H164V82L166 81V83H170L171 84V87L173 86V87H175L176 88V90H177V88H179L178 86H181V85H183V87L185 86V84L188 82L189 83V80ZM252 79V78H251ZM163 80H165L164 82H163ZM186 80V81H185ZM188 80V81H187ZM203 80H205V81H203ZM206 80H208L207 82H206ZM254 80V79H253ZM148 80L146 79L145 80V82H147ZM197 81V82H196ZM213 81H214V83H213ZM232 81H236L235 79H233ZM242 81V80H241ZM255 81V80H254ZM258 81V80H257ZM7 82H9V83H7ZM219 82V83H220ZM252 82V81H251ZM259 82V81H258ZM262 82V81H261ZM140 83V84H139ZM155 83V82H154ZM208 83H210V84H208ZM239 83V82H238ZM244 83V82H243ZM246 83H247V81H246ZM260 83V82H259ZM264 83V82H263ZM0 84V85H1ZM145 84V83H144ZM235 84H237V82L235 83ZM242 84V83H241ZM2 85V86H3ZM187 85V84H186ZM192 85V86H191ZM208 85H210V87L208 86ZM232 85V86H231ZM238 85V84H237ZM255 85H256V83H255ZM150 86V85H149ZM160 86L158 85L157 87H159V89H160V91H162L161 90V88H160ZM201 86V87H200ZM212 86V87H213ZM241 86V85H240ZM244 86H245V84H244ZM247 87L249 86V85H246ZM245 86V89H244V91L245 90H247L248 88ZM252 86H253V84H252ZM263 86V85H262ZM153 87V86H152ZM151 87V88H152ZM186 87H185V90H187L186 89ZM200 87V88H199ZM229 87H232V90L231 89H229ZM123 88V89H122ZM168 88H170V86L168 87ZM182 88V87H181ZM181 88H179L180 90H177V91H182V92H184ZM214 88V87H213ZM212 88V89H213ZM229 89V90H227L226 91V89ZM242 88V87H241ZM252 88V87H251ZM250 88V89H251ZM118 89V90H117ZM146 88H144V90H145ZM171 89V88H170ZM173 89V88H172ZM212 89H211V91L210 92H208V93H206L205 94V96L204 97H206V95H207V98L210 100L211 99V97L213 96V98H214V94H216L217 93V91H216V93H215V90L214 91H212ZM253 89V88H252ZM1 90V89H0ZM115 92H114V91ZM121 90H123V91H121ZM175 90V89H174ZM175 90V91H176ZM195 90V89H194ZM242 90V89H241ZM257 90V89H256ZM258 90H259V88H258ZM261 90V89H260ZM5 91V92H4ZM114 92V94L115 95H118L119 96V94H120V96L122 95V97L121 98H119V99H117V100H110V98L111 99H113V97L112 96H114V98H118V97H115V95L114 94H111V95H107L108 93H113ZM118 91V92H117ZM143 91V90H142ZM149 91H151V89L149 90ZM172 91V90H171ZM177 91L175 92V94H176V96H177V98H178V94H177ZM248 91V90H247ZM255 91V90H254ZM262 91V90H261ZM120 92V93H119ZM141 92V93H140ZM187 92V91H186ZM189 92V91H188ZM193 93H197L196 91L194 92V91H192ZM214 92V94H212V93ZM218 92V93H219ZM243 92V91H242ZM241 92V93H242ZM122 93V94H121ZM158 93H159V91H158ZM179 93V92H178ZM205 93V92H204ZM210 93V94H209ZM217 93V94H218ZM239 93H240V91H239ZM245 93H246V91H245ZM145 94V95H146ZM201 94H203V91L201 92ZM200 94V95H201ZM171 95V94H170ZM169 95V96H170ZM173 95V94H172ZM181 95H183V94H181ZM211 95V97H209V96ZM241 95H243V94H241ZM262 95V94H261ZM107 96L109 97V99L107 98ZM151 96V95H150ZM175 96V95H174ZM194 96V95H193ZM238 97H239V95H237ZM173 97V96H172ZM172 97L170 98V97H168V98H170V99H172ZM216 98H217V96H215ZM108 99V101H109V103H106V102H108L107 101V99ZM144 98H146V99H144ZM198 98V97H197ZM202 98V97H201ZM243 99H244V97H242ZM250 98V97H249ZM248 98V99H249ZM253 98V97H252ZM256 98V97H255ZM254 98V99H255ZM264 98V97H263ZM104 99H106L105 101H103ZM151 99V98H150ZM151 99V100H152ZM157 100L158 101V99L160 100L158 103L160 104H155L156 102H154L155 100ZM180 99V98H179ZM179 99L177 100L178 102H179ZM189 99V98H188ZM188 99H186V100H188ZM205 99V98H204ZM239 99V101L241 100L240 98H238ZM248 99H247V101H248ZM251 99V98H250ZM254 99H253V102L252 103H255L254 102ZM61 100H63L64 101V103H63V101L61 102V103H59ZM181 100V99H180ZM196 100H198V99H196ZM208 100V101H209ZM212 100H215V99H211L209 102H213ZM235 100L238 102V100H237V98H235ZM245 100V99H244ZM252 100V99H251ZM103 101V102H102ZM175 101V100H174ZM185 101V100H184ZM183 101V102H184ZM195 101V100H194ZM199 101V100H198ZM201 101V100H200ZM203 101V100H202ZM259 101H261V100H259ZM57 102L59 103V104H62L63 103V105H66L65 107L63 106V107H61V108H65V109H67V110H69L68 109V107H70V106H72L71 108H70V110L69 111H67V113L68 112H70V113H68L69 115H71L72 117H74V118H72V119H68L67 118V113L65 114L64 112V114L66 115V118H63V116H62V118L64 119H62L63 121H65V123L61 120V118L60 119H56V117H52V116H55L54 115V110H53V108H55L57 105H59V104H57ZM102 102V103H101ZM106 104H105V103ZM171 102V101H170ZM215 102H216V100H215ZM215 102H213V103H215ZM103 104V105H105V106H103V105H101V104ZM148 103H150V104H148ZM153 105H152V104ZM185 103H187V102H185ZM192 103H193V100H192ZM199 103V102H198ZM228 103V106H225V104H227ZM257 103V102H256ZM157 105V107L155 106V105ZM178 104H180V103H178ZM177 104V105H178ZM182 104V103H181ZM205 104V103H204ZM148 105H150V106H148ZM183 105H185V104H183ZM190 105V104H189ZM200 105L202 106V104H199V107H200ZM235 105H237L236 103H235ZM62 106V105H61ZM68 106V107H67ZM151 106H155L153 109L152 108H149V111H148V108L147 107H151ZM191 106V105H190ZM107 107H108V110H109V108H110V110H113V115L111 114V112L110 111H108L107 110ZM146 107V108H145ZM166 107V106H165ZM179 107V106H178ZM182 108L181 109H184V107L183 106H181ZM242 108H243V106H241ZM241 107H239V108H241ZM264 107V106H263ZM52 108V109H51ZM58 108V107H57ZM73 108H77V109H75V111L73 110ZM99 108V109H98ZM101 108V109H100ZM104 108V109H103ZM112 108V109H111ZM133 110H132V109ZM134 108H137V109H141L142 111V113L143 114H140L139 113V111L138 110H134ZM163 108V107H162ZM171 108H173L174 110H175V108L176 107H174V105L173 106H171ZM180 108V107H179ZM194 108H196V110L194 111ZM209 108V107H208ZM207 108V109H208ZM233 108H235V106L233 107ZM59 109V108H58ZM57 109V110H58ZM62 109V111H64ZM129 109H131V110H129ZM151 109H152V111H151ZM155 109V110H154ZM180 109V110H181ZM187 109V108H186ZM192 109H193V111H192ZM209 109H211V108H209ZM259 108H257V110H258ZM262 109H264V108H262ZM261 109V110H262ZM77 110H78V112L80 111V113L78 114V112H77ZM103 110V111H102ZM105 110V111H104ZM153 110H154V112H153ZM159 110H161L162 111V109H159ZM172 110V109H171ZM179 110V111H180ZM248 110V109H247ZM15 111V112H14ZM102 113L103 115H101L100 113ZM102 111V112H101ZM109 113H108V112ZM179 111H176V113L177 112H179ZM183 111V110H182ZM229 111L231 112L230 113V115H231V117L233 118V119H230L231 117L229 116ZM235 111H236V109H235ZM234 111V112H235ZM242 111V110H241ZM243 111H244V109H243ZM57 112H59V110L57 111ZM116 112H118V113H116ZM129 112H132V114H130L129 115V117L130 118H132V115H134L133 114V112L136 114V112L138 113V116H140V117H144L142 120L140 119V121H142V122H135L136 124L137 123H139V124H137V125H134V122H133V124H130V123H128V122H126V118H127V115H128V113ZM151 112H153L154 113V116L152 115H150V113ZM157 112V111H156ZM159 112V111H158ZM169 112H171L170 110H169ZM181 112V111H180ZM183 112H187V111H183ZM239 112H240V110H239ZM245 112V111H244ZM247 112V111H246ZM259 112V111H258ZM60 113V116H61V113L62 112H59ZM63 113H62V115H63ZM168 113V112H167ZM172 113H173V111H172ZM203 113V114H202ZM95 114V115H94ZM98 114H100V115H98ZM118 114H119V116H118ZM140 114V115H139ZM150 115V117H149V115ZM158 114H160V113H158ZM174 114V113H173ZM181 114V115H180ZM243 114H245V113H243ZM250 114V113H249ZM14 115H15V117H14ZM20 116V118L22 119V118H24V119H26L27 117H29V116H31V118L34 116V117H43L42 119H43V121L42 120H40V122L42 121L43 123H44V125H43V123L41 122V124L43 125V127L44 128H46V129H44L43 127H42V129L44 130V135H42V134H40V132L41 133H43V131H42V129H41V127H39V128H37V125H36V122H34L33 121V124H34V126H32L31 124H30V127H29V125L27 126V124H28V122L29 121H27V123L26 122H24V120L22 119V122L21 123H19V121L21 120H17V116ZM68 115V116H69ZM92 115H94L93 117H98V119L99 118H101V119H96V118H92L91 116ZM121 115V116H120ZM142 115V116H141ZM171 115V114H170ZM242 115V114H241ZM60 116H58V117H60ZM70 116V117H71ZM86 116H88V117H86ZM102 116V117H101ZM116 116V117H115ZM147 116V117H146ZM159 116V115H158ZM161 116V115H160ZM164 116V115H163ZM261 116H262V114H261ZM263 116H264V114H263ZM65 117V116H64ZM78 117H79V119H80V117H82V119L81 120H84L85 119V122H84V124L82 123V124H80V125H78V126H80L79 128H81V126H83L82 128L84 129L86 126H89L90 128L88 129V130H90L92 133H93V131H95L93 134L95 135V136H93L92 137V133L91 134H89V133H87V132H89V131H87L85 134H88V135H83V138H82V140H80L81 138V136L78 138L77 137V139L78 140H80V141H78V142H80V144L82 143V145L84 144L85 145V143L87 144L88 143V145L89 144H91L92 146H90V148H89V146H88V148H89V150L91 149L92 151H90L91 152V154H90V157H91V159L93 160V162H94V164H93V162H92V160L90 159V157L88 156H86V155H88V154H86L85 155V157H79V158H73L74 156H72V155H75V153H70L69 151H67L68 153H70V154H68V153H66V151L64 150V152H63V148L61 149V147H65V145L63 144V141H64V139H65V137L67 138V136L70 134V132H73V131H71V130H74L75 131V129H76V131H77V133L79 134V130H77V125L75 126L74 124H72L71 122H70V125L72 124V127L73 128H75V129H73L72 127H70V126H68L69 127V129L67 128V127H63V125L64 124H66V121L68 122V120H74V119H76L77 118V122H78V124L80 123V120H78ZM89 117L92 119L90 122H89ZM118 120H116L115 118ZM120 117H122L121 119H120ZM133 117H135V115L133 116ZM146 117V118H145ZM154 117V118H153ZM170 117H172V116H170ZM177 117V118H176ZM241 117V116H240ZM30 118V117H29ZM87 118V119H86ZM115 119L116 120V124H114V126L115 127H113L112 125H110V126H108V124L107 123H112V122H114L113 121V119ZM152 118V119H151ZM255 118V117H254ZM262 118V120H263V118L264 117H260V119ZM33 119V118H32ZM55 119L56 120H58L57 122L59 123H61V122H63V125L61 126V124H59L58 126H57V124H56V121H55ZM68 119V120H67ZM125 120V122H124V120ZM154 119L156 120L155 122H154ZM176 119V120H175ZM182 119H183V122H182ZM186 121H185V120ZM188 119V120H187ZM38 120V119H37ZM36 120V121H37ZM59 120H61V121H59ZM87 120V121H86ZM96 121V123H95V121ZM119 120H120V122H119ZM127 120H129V119H127ZM136 120H139V119H136ZM165 120V119H164ZM169 120V119H168ZM190 120L192 121V122H190ZM241 120V119H240ZM252 120V119H251ZM109 121V122H108ZM121 121L124 123V125H123V123H121ZM133 121V120H132ZM144 121V122H143ZM162 121H163V118H162ZM171 121V120H170ZM178 121H179V123H178ZM185 121V122H184ZM242 121V120H241ZM24 122V123H23ZM30 122L32 123V121L30 120ZM101 123L100 125H98L99 123ZM107 122V123H106ZM131 122V121H130ZM166 122H168V121H166ZM243 122H245V121H243ZM73 123H75L76 124V121L74 120L73 121ZM86 123V124H85ZM89 123V124H88ZM104 125H103V124ZM120 123L122 124V125H120ZM128 123V126H130V127H128L127 125H125V124H127ZM162 123V124H161ZM264 123V122H263ZM19 124H20V126H19ZM38 124V123H37ZM68 124V123H67ZM92 125V127H91V125ZM97 126L96 128H95V125ZM164 124V125H163ZM237 124H238V122H237ZM248 124V123H247ZM59 128L60 126H61V129L59 128V129H56L57 127ZM84 125H85V127H84ZM106 125H107V127H106ZM134 127H133V126ZM239 125H240V123H239ZM246 125V124H245ZM244 125V126H245ZM39 126V125H38ZM48 126H50L51 128H49L48 130H47V128H48ZM67 126V125H66ZM93 126H94V128H93ZM102 126V127H101ZM121 126V127H120ZM122 126H127V127H122ZM131 126H132V128H131ZM64 129H63V128ZM100 127V128H99ZM106 127V128H105ZM111 128V129H108V130H105V129H107V128ZM32 128H33V130H32ZM53 128L54 129H56L55 131L53 130ZM66 128V129H65ZM81 128V132L83 133L84 131H86L87 130V128H85V130L83 131V129ZM120 128H122L121 130H120ZM127 128H129V129H127ZM40 129V130H39ZM71 129V130H70ZM96 129V130H95ZM250 129V128H249ZM60 130H62V131H60ZM56 131H58V133L56 132ZM98 131V132H97ZM108 131V132H109ZM125 131V132H124ZM55 132V133H54ZM59 132L61 133L60 135H59ZM80 132V133H81ZM104 132V134H106L107 135V133H105ZM115 132H116V130H115ZM114 132V133H115ZM181 132H183V134L181 133ZM250 132V131H249ZM255 132V131H254ZM58 134L59 136H58V138L56 139V136L57 135H55V134ZM77 133L75 132V134L77 135ZM112 133L111 134H108L107 136H110V135H112ZM113 133V134H114ZM186 134L188 135V136H186ZM257 134H259V133H257ZM81 135V134H80ZM117 135V134H116ZM179 135V136H178ZM214 135L216 136V138L214 137ZM264 135V134H263ZM70 136H71V134H70ZM78 136V135H77ZM113 136V135H112ZM115 136V135H114ZM126 136V137H125ZM182 136V137H183ZM233 136H235V135H233ZM220 138V139H218V138ZM239 137V136H238ZM75 138V137H74ZM113 138V137H112ZM187 138V139H188ZM191 138V137H190ZM103 139V140H102ZM130 139V140H129ZM192 140H194V138H191ZM220 142V143H218L217 144V140ZM237 139H239V138H237ZM249 139V138H248ZM264 139V138H263ZM74 140H76V139H74ZM73 140V141H74ZM181 140V139H180ZM255 140V139H254ZM66 141V140H65ZM85 141V142H84ZM91 141V140H90ZM110 141H111V139H110ZM129 141V142H128ZM132 141V142H131ZM186 140H182V143L184 144V149H186L187 147H188V144H187V142H185ZM188 142H189V139L187 140ZM239 141V140H238ZM71 142H72V140L71 141H69V145H71L72 146V144H71ZM76 142H77V140H76ZM77 142V143H78ZM84 142V143H83ZM104 142V143H103ZM115 142V141H114ZM120 142H122V141H119L118 142V144L120 143ZM132 144H131V143ZM229 142V141H228ZM240 142V141H239ZM111 143V142H110ZM113 143V142H112ZM76 144V143H75ZM74 144V145H75ZM96 144V145H95ZM116 144H117V142H116ZM118 144H117V146H118ZM235 144H236V142H235ZM238 144V143H237ZM251 144V143H250ZM63 145V146H62ZM67 145V144H66ZM73 145V146H74ZM77 146L79 145V143L78 144H76ZM186 145H187V147H186ZM221 145V146H220ZM234 145V144H233ZM247 145V144H246ZM257 145V144H256ZM262 146H263V144H261ZM98 146V145H97ZM102 146H101V148H102ZM110 146V145H109ZM252 146V145H251ZM261 146V147H262ZM67 147V146H66ZM69 147V146H68ZM80 147L81 146H78V148H79V151H80ZM86 148H87V146H85ZM108 147V146H107ZM118 148V149H116V148ZM132 147H133V149H132ZM221 147V148H220ZM256 147V146H255ZM258 147V146H257ZM256 147V148H257ZM74 148V147H73ZM77 148V147H76ZM74 149V150H77V149ZM84 148V147H83ZM98 148V147H97ZM101 148H98V149H101ZM109 148V147H108ZM128 148H130V149H128ZM197 148H199V150H197ZM201 148V149H200ZM204 148H205V151H204ZM246 149H247V147H245ZM252 148L253 147H251V149H250V147L248 148V150L250 151H252ZM95 149H96V147H95ZM105 149V150H104ZM135 149V150H134ZM189 148H187V150H188ZM216 149H218V152H214V150H216ZM237 149V148H236ZM264 149V148H263ZM81 150L83 151V149L81 148ZM117 150H119V152L117 151ZM124 150H127L126 152L124 151ZM128 150H130V151H128ZM134 150V152L135 153H132V151ZM181 152H180V151ZM207 150V151H208ZM235 150V149H234ZM234 150H232V151H234ZM238 150V149H237ZM239 150H241V149H239ZM87 151V150H86ZM98 151V150H97ZM120 151H124L125 153L123 154V153H121ZM198 152L197 154H194V152ZM231 151V150H230ZM242 151V150H241ZM254 151H256L257 152V150H255L254 149ZM259 151V150H258ZM261 152H262V148H261V150H260ZM73 152V151H72ZM89 152V151H88ZM88 152H86V153H88ZM89 152V153H90ZM99 152V153H100ZM187 152V151H186ZM210 152H207L208 154L210 153ZM229 152V151H228ZM248 152V151H247ZM127 153V154H126ZM146 154V157H147V161H148V163H151V165H153V168H152V166L150 165V164H148V168H150L151 170L150 171H152V173H150V171L149 170H147L146 169V164L147 163H145V165H144V161H146L145 159L146 158H142L141 159V156L143 155V154ZM183 153V154H182ZM223 153V152H222ZM230 153V152H229ZM72 154V155H71ZM117 154V155H116ZM119 154V155H118ZM123 154V155H122ZM133 154H135V156L133 155ZM228 154V153H227ZM232 153H230V155H231ZM240 154V153H239ZM264 154V153H263ZM263 154H259V155H257V158H258V156H260V155H263ZM93 155L96 157V158H93ZM116 156V158H115V156ZM198 155V156H199ZM206 155V154H205ZM205 155L204 156H202L203 158H206L205 157ZM217 155L219 156V157H217ZM229 155V156H230ZM233 155H235V154H233ZM247 155V154H246ZM249 155H250V153H249ZM81 156H83V154H81ZM130 156H132V157H130ZM145 156V155H144ZM212 156H216L215 158L214 157H212ZM237 156H238V153H237ZM251 156V155H250ZM101 157V156H100ZM136 157L134 158L135 160H136ZM194 157H191V158H194ZM210 157H209V155H207V159H210ZM253 157V156H252ZM264 156H261V157H259L258 159H260V164L262 165V163L264 162V161H262L261 162V159L263 158ZM81 158V159H80ZM90 159V160H86V159ZM113 160V161H111V159ZM115 158V159H114ZM200 158V157H199ZM254 158V157H253ZM256 158V157H255ZM77 159V160H76ZM80 159V160H79ZM99 159V158H98ZM133 159V160H134ZM196 159V158H195ZM194 159V160H195ZM198 159V158H197ZM201 159V158H200ZM248 159V158H247ZM251 158H249L248 160H250ZM110 160V161H109ZM115 160V161H114ZM134 160V161H135ZM136 160V161H137ZM188 160V161H187ZM205 160V159H204ZM211 160H209L210 162H208V160H207V162L208 163H211ZM232 160H233V157H232ZM248 160H247V162H248ZM257 160V159H256ZM255 160V161H256ZM264 160V159H263ZM105 161V162H104ZM223 161H224V159H223ZM236 161H238V160H236ZM90 162V163H89ZM120 162V161H119ZM122 162V161H121ZM187 162H188V164H187ZM195 162V161H194ZM193 162V163H194ZM203 162V161H202ZM205 162H206V160H205ZM206 162V163H207ZM220 162H222V161H220ZM247 162H246V166L248 165L247 164ZM254 162V161H253ZM257 162H259V160H257ZM256 162V163H257ZM123 163V162H122ZM121 163V164H122ZM135 162H133V164H134ZM249 163V162H248ZM101 164V165H102ZM109 164H111V165H109ZM127 164V163H126ZM195 164H197L196 166H195V168H194V166H193V164H191L192 166H193V168L195 169L194 171H196V167L197 166H201V167H203L204 165L202 164V163H198V162H196ZM218 164V163H217ZM216 164V165H217ZM259 164V163H258ZM125 165V164H124ZM128 165V164H127ZM126 165V166H127ZM132 165V164H131ZM135 165V164H134ZM150 165V166H149ZM209 164H207V166H208ZM227 165V164H226ZM226 165H224V166H226ZM251 166H252V164H250ZM261 165H257L258 167H260ZM109 168H108V167ZM111 166V167H110ZM136 166V165H135ZM163 166V167H162ZM220 166H222V165H220ZM220 166H219V168H220ZM236 166V165H235ZM243 166H245V165H243ZM263 166V168H264V165H262ZM262 166L260 167V168H262ZM116 167H118V165L116 166ZM119 167H121V166H119ZM130 167V166H129ZM255 167V166H254ZM100 168V167H99ZM134 168V167H133ZM132 168V169H133ZM225 168H227V167H225ZM229 168V167H228ZM234 168V167H233ZM236 168H237V166H236ZM260 168H259V170H260ZM122 169V168H121ZM131 169V168H130ZM136 169V168H135ZM198 169H199V167H198ZM215 168H213L212 170H214ZM224 169V168H223ZM229 169H231V168H229ZM251 169V168H250ZM92 170V169H91ZM101 170H102V168H101ZM107 170L105 171L106 173H109V172H107ZM167 170V171H166ZM193 170V169H192ZM200 170V169H199ZM246 170H248V168H246ZM252 170V169H251ZM94 171H95V169H94ZM132 171V170H131ZM215 171V170H214ZM213 171V172H214ZM216 171H217V169H216ZM245 171V170H244ZM250 171V170H249ZM261 171H263L264 172V169H262ZM260 171V172H261ZM96 172V171H95ZM104 172V173H105ZM202 172V171H201ZM201 172H199V174L201 173ZM209 172V171H208ZM205 173V171H204V173L202 172V175L204 174V177H205V175H207L208 174V176H209V174H212V173ZM254 172V171H253ZM92 173H94V172H92ZM111 173H110V175H111ZM124 173H126V172H124ZM128 173V172H127ZM175 173V174H174ZM226 173V172H225ZM248 173V172H247ZM250 173H251V171H250ZM20 174H21V176H24V177H26V176H28V177H26V178H28L29 180V184H31L30 186H28V188H29V190L27 191L26 190V193H24V191L23 192H21V190H19V188H17V187H21L22 188V186H17V178L18 179H21V176H20ZM22 174H24V175H22ZM98 174V173H97ZM114 174V173H113ZM112 174V175H113ZM116 174V173H115ZM114 174V175H115ZM143 174H145V172L143 173ZM195 174V173H194ZM264 174V173H263ZM122 175V174H121ZM124 175V174H123ZM130 174H128L127 176H129ZM180 175V174H179ZM187 174L185 173L184 175H182V176H185V179L188 177V175L186 176ZM192 175V176H191ZM191 175H189L191 178H189L190 180H192L193 179V177L195 176V175H197V174H195L194 176H193V173L191 174ZM219 175V174H218ZM245 175V174H244ZM257 175V174H256ZM18 176V177H17ZM88 177V178H85V177ZM104 176V175H103ZM107 176V175H106ZM157 176V175H156ZM223 176V175H222ZM249 176H251V175H249ZM115 176H113L112 177V179L114 178ZM117 177V176H116ZM130 178H132L131 176H129ZM142 177V176H141ZM155 177V176H154ZM164 177V178H163ZM198 177V176H197ZM202 177V176H201ZM200 177V178H201ZM221 177V176H220ZM241 177V176H240ZM254 178H255V176H253ZM263 176H261V178H262ZM25 178V181L27 180ZM84 178H85V180H84ZM110 178V177H109ZM119 178V177H118ZM134 178H136V177H134ZM156 178V177H155ZM166 178V179H165ZM172 178V179H173ZM174 178V179H175ZM181 178V177H180ZM179 178V179H180ZM183 178V177H182ZM199 178V177H198ZM244 178V177H243ZM243 178H241L242 180H243ZM88 179H89V182H88ZM91 179V180H90ZM105 179V178H104ZM107 179V178H106ZM157 179H159V178H157ZM167 179V182H166V184H167V186L168 185H171V183H170V181ZM184 179V178H183ZM195 179V178H194ZM231 179V178H230ZM240 179V178H239ZM247 179H252V178H247ZM263 179V178H262ZM93 180V181H92ZM98 180L96 181L97 182V184H96V182H93L92 184H94V186H91V188H92V190L94 189L95 191L94 192H96L98 189H99V187L97 186V185H99L98 183H103L104 182V180H103V182L102 181H100V182H98ZM116 180V179H115ZM120 180H121V178H120ZM126 180V179H125ZM135 180V179H134ZM187 180V179H186ZM203 180V179H202ZM258 180H259V178H258ZM82 181H84V182H82ZM106 182L108 181V180H105ZM157 181H159V180H157ZM168 181H169V183H168ZM173 181V180H172ZM176 181V180H175ZM188 181V180H187ZM209 181V180H208ZM246 181V180H245ZM248 181V180H247ZM253 181V180H252ZM251 181V182H252ZM257 181V180H256ZM18 182H19V180H18ZM21 182V181H20ZM19 182V183H20ZM91 182V183H90ZM116 182V181H115ZM120 182V181H119ZM124 182V181H123ZM137 182V181H136ZM142 182V181H141ZM145 182H148L147 180L145 181ZM144 182V183H145ZM164 182V183H165ZM190 181H188L186 184H188ZM203 182H204V180H203ZM203 182H199V184H202ZM228 182V181H227ZM230 182H232V181H230ZM240 182L241 181H237L236 183H238V186H236L235 184L233 185L234 187V193H235V191H237V190H239V188H241V190H243L244 191V193H246L245 191H246V188L245 187H248V185L250 184L251 186H252V184L251 183H249L248 185H246V186H244V184L243 183H245V182H241V184L242 185H240ZM249 182V181H248ZM261 182H262V180H261ZM83 183V184H82ZM162 183V185H160ZM159 185L162 187V188H164V189H166V190H163L164 192H167V193H164L163 192V194H164V196L167 194L168 195V197H167V195H166V197H167V199H169V197H170V195L169 194H171V193H168V189L170 188H165L164 187V185L165 184H163V181L161 182ZM191 183H193V186L194 187H192L191 185V188L187 185V188H190L191 190H193V191H195L196 190V193L194 192V193H192V195L193 194H195V197L194 198H196V196H197V198L198 197H200V195L201 194H203L204 193V191H206V186L204 185V187H203V185H201V186H198L196 183H194V182H191ZM215 183V182H214ZM218 183V182H217ZM255 183V182H254ZM82 184V185H81ZM104 184V183H103ZM124 184V183H123ZM123 184H121L120 186L122 187V185ZM131 184V183H130ZM133 184H135V183H133ZM154 184V183H153ZM155 184H156V181H155ZM158 184V183H157ZM156 184V185H157ZM186 184H184L185 186H183L184 188L186 187ZM190 184V183H189ZM229 184V183H228ZM245 184H247V182L245 183ZM257 184V183H256ZM255 184V185H256ZM95 185L98 187H95ZM138 185V184H137ZM144 185V184H143ZM142 185V186H143ZM180 185V184H179ZM178 185V186H179ZM183 185V184H182ZM181 185V186H182ZM198 186V187H196V186ZM240 185V186H239ZM254 185V184H253ZM119 186V188H121ZM126 186H128V185H126ZM141 186V185H140ZM147 186H149L148 184H147ZM147 186H145V187H147ZM166 186V185H165ZM213 186V185H212ZM214 186H216V185H214ZM242 186H244L243 188H242ZM250 186V187H251ZM261 186V185H260ZM2 187V188H1ZM87 187V188H88ZM130 187V186H129ZM133 187V186H132ZM152 187H154V186H152ZM152 187H150V188H152ZM156 187V186H155ZM160 187V188H161ZM199 187H200V189H199ZM211 187V186H210ZM232 187V185H230V186H228L227 188H222L223 190H225V191H223V190H221L219 187L217 188V187H215L214 189L212 188H210L211 189V192H210V189H207V195H204V196H209L210 194H212L211 196V198H213L215 195L218 197V199L219 198H223L222 200L223 201H221L222 202V205H218L217 203H215V199H213V201H212V203L211 204H216V205H218V207H215L214 205H211V206H207V205H204V204H202L201 202H200V205H198V207H196L195 208V210H192L191 212H193V213H190V211H189V214H191V215H186V216H188V220L187 221H189V222H185L186 221V219H185V221H183V223L185 224H182L181 223V225L183 226L184 225V227L186 228V227H188V228H186L188 231H186V229L185 228H180V234H181V230H183L184 232L186 231V234H188L187 232H192V230L191 229H193V231H194V229H196V233H197V236H202V235H204V236H202V237H204V239L206 238V239H208L207 237H209L208 235H211V234H213L214 233V229H215V227L214 226H219V228H218V230L216 231L215 230V233L214 234H216L217 235V237L221 234V235H223L222 233H224V230H223V227L224 228H226V230H225V232H228V229H229V232L231 231V233L233 232V231H235V230H237V232H235L234 234H237V233H239L240 234V236H238L239 238L238 239H240V242L238 243V244H240V246L241 245H243V247L245 248V247H249V245H250V248H252L253 250L255 249V245H256V247H259V249H260V247L262 248V246H263V244H262V246H259L260 245V243H261V241H262V237H264V210H262V208L260 207V205H258V203H260L259 202V200H257V197H255V198H253V200H257V202H256V204H255V202L252 200V202H250V201H247L246 202V200H245V198H246V194H243L241 191H237L238 193V196H237V199H235V197H236V195L234 196L233 195V192L232 191H230V188ZM237 187H238V189H237ZM81 188H82V190H81ZM101 188H104L103 190L101 189ZM105 188L106 187H104V185H103V187H102V184H101V187H100V189H101V192H104V193H100V189L98 190L99 191V194H104L105 196H107L106 194H105V192L106 191H104L105 190ZM109 188V187H108ZM118 188V186L115 188V190ZM135 188V187H134ZM137 188V187H136ZM149 187H147L146 189L149 191V189H148ZM176 188V187H175ZM195 190H194V189ZM202 188V189H201ZM253 188V187H252ZM263 188H264V184H263ZM88 189H90V188H88ZM88 189H86V190H88ZM127 189V188H126ZM145 189V190H146ZM156 189V188H155ZM197 189H198V191H201L202 192V190H203V193H199L198 191H197ZM218 189V190H217ZM226 189H227V191H226ZM237 189V190H236ZM248 190L250 189V188H247ZM259 189H260V187H259ZM258 189V190H259ZM18 190V191H17ZM118 191H115L114 192V190L112 191V193L114 192L115 194H116V196H117V198H118V196L120 197V195L122 194V193H120V191H119V189H117ZM124 190H125V187H124ZM161 189H158V191H160ZM178 190V189H177ZM185 190V189H184ZM222 191V193H220L219 191ZM256 190H257V188H256ZM263 190V189H262ZM122 191V190H121ZM132 191V190H131ZM140 191V190H139ZM141 191H143V192H146V191H144V190H141ZM155 191V190H154ZM157 191V192H158ZM229 191H230V195L228 194L227 195V198L225 199V197H223V194H227V193H229ZM116 192H119V193H116ZM127 192V191H126ZM134 192V191H133ZM170 192V191H169ZM171 192H173L172 191V189H171ZM176 192V191H175ZM174 192V193H175ZM210 192V193H209ZM216 192V193H215ZM224 192V193H223ZM241 192V193H240ZM248 192H250V191H248ZM264 192V191H263ZM97 193V192H96ZM129 193V192H128ZM140 193V192H139ZM138 193V194H139ZM142 193V192H141ZM174 193H172L171 195H175ZM180 193V192H179ZM213 193H215V194H213ZM217 193H219V194H222V196L221 195H217ZM20 194V195H19ZM95 194V193H94ZM115 194H112V196L114 197L115 196ZM133 194V193H132ZM131 194V195H132ZM145 194V193H144ZM149 194H153V196H154V193H149ZM162 194V195H163ZM187 194V193H186ZM189 194V193H188ZM197 194V195H196ZM205 194H206V192H205ZM241 194V195H240ZM252 194V193H251ZM254 194H257V193H254ZM3 195V194H2ZM22 195H25V196H22ZM84 195V194H83ZM102 195H99L100 197L102 196ZM136 195V194H135ZM140 196L142 195V194H139ZM146 195V194H145ZM158 195V194H157ZM214 195V196H213ZM233 195V196H232ZM239 195H240V197H239ZM245 195V196H244ZM258 195V194H257ZM262 195H263V193H262ZM92 197H94L93 195H91ZM110 196V195H109ZM112 196H110V197H108V198H111ZM125 196V195H124ZM123 196V197H124ZM163 196V197H164ZM178 196H179V198H180V194H178L177 192H176V195H175V197H177L176 199H175V201H176V203H178L177 201L179 200V198H178ZM202 196V195H201ZM221 196V197H220ZM224 196H226V195H224ZM244 196V197H243ZM3 197V196H2ZM11 198H12V195L10 196ZM18 197V198H17ZM100 197H99V199H100ZM103 197V196H102ZM132 197H133V195H132ZM142 197V196H141ZM140 197V198H141ZM160 197H162V196H160ZM175 197H173L172 199L173 200H171V197H170V200L172 201V202H174V198ZM231 197H234V199L232 198V201L233 202H231V200L229 201V199H231ZM239 197V198H238ZM253 197V196H252ZM263 197V196H262ZM5 198V197H4ZM7 198H5L6 200H5V203H6V201H8L9 202V204L7 203L6 205H4L3 204V202L1 203L4 207H3V209L2 210H6V215H7V213H10V211L12 212L13 210V208H10L12 205V203H10V201L12 200H9V199H7ZM16 198H17V200H16ZM86 198V197H85ZM91 198V197H90ZM121 198V197H120ZM130 198H131V196H130ZM148 198H150V197H148ZM154 198V197H153ZM192 198V197H191ZM216 198V197H215ZM229 198V199H228ZM64 199V200H63ZM83 199V198H82ZM95 199H96V197H95ZM98 199V198H97ZM99 199L97 200V201H99ZM102 199V198H101ZM119 199V198H118ZM134 199V198H133ZM160 198H158L157 197V200H159ZM163 199V198H162ZM189 199V198H188ZM208 199H210V198H208ZM218 199H216V202H217V200ZM248 199V198H247ZM16 200V201H15ZM21 200H23V199H21ZM58 200H60V201H62V202H64L63 203V206L61 207L60 206V202L58 201ZM88 200V199H87ZM127 200V202H128V199H126ZM134 200H136V199H134ZM148 200V199H147ZM153 200V199H152ZM184 200V199H183ZM199 200H201V199H199ZM221 200V199H220ZM219 200V201H220ZM251 200V199H250ZM31 201H30V204H28V205H32L31 204ZM104 201V200H103ZM143 201H146V200H144V198H143ZM168 201V200H167ZM185 201V200H184ZM186 201H187V199H186ZM190 201V200H189ZM192 201V200H191ZM25 202V201H24ZM36 202V204H34ZM58 202V203H57ZM80 202H82V203H80ZM84 202H86V201H84ZM100 202V201H99ZM101 202H102V200H101ZM100 202V203H101ZM118 202H119V200H118ZM127 202H125V203H127ZM140 202V201H139ZM153 202V201H152ZM182 202V201H181ZM195 202V201H194ZM197 202V201H196ZM199 202V201H198ZM221 202H220V204H221ZM25 203H28V202H25ZM45 203V205H43ZM92 203H93V201H92ZM98 203V202H97ZM105 203V202H104ZM130 203V202H129ZM128 203V204H129ZM133 204H134V202H132ZM148 203V202H147ZM167 203H170V202H167ZM186 203V202H185ZM81 204V205H80ZM96 204V203H95ZM116 204V203H115ZM142 204H144V203H142ZM152 204H154V203H152ZM151 203H150V205H152ZM158 204H159V202H158ZM179 204V203H178ZM191 204L192 205H194L192 202H191ZM1 205V206H2ZM25 205V204H24ZM28 205H27V208H28ZM32 205V206H33ZM79 205V206H78ZM86 205V204H85ZM107 205H108V203H107ZM112 206L114 205V204H111ZM119 205V204H118ZM127 205V204H126ZM125 205V206H126ZM130 205V204H129ZM129 205H127L126 207L129 209H127L126 208V210H128L129 212H127V213H133L134 211L132 210V209H134V207L135 206H129ZM149 205V204H148ZM157 205V204H156ZM162 205V204H161ZM190 205V204H189ZM109 206H110V204H109ZM124 206V207H125ZM142 206V205H141ZM140 206V207H141ZM160 206V205H159ZM186 206V205H185ZM197 206V205H196ZM200 206V207H199ZM221 206V207H220ZM13 207V206H12ZM31 206H29V208H30ZM61 207V208H60ZM97 207V206H96ZM100 207H101V205H100ZM103 207V206H102ZM105 207V206H104ZM107 207V206H106ZM111 207V206H110ZM110 207H108L109 209H110ZM133 207V208H132ZM139 207V206H138ZM139 207V208H140ZM152 207V206H151ZM164 207V206H163ZM169 207V206H168ZM176 207V206H175ZM190 207V206H189ZM264 207V206H263ZM23 208V207H22ZM22 208H20V209H22ZM28 208V211H30V209ZM58 208H60L59 210H58ZM90 208V207H89ZM113 208H115V206L114 207H112V209ZM123 208V207H122ZM139 208H136V209H138L139 210ZM143 208V207H142ZM145 208V207H144ZM143 208V209H144ZM147 208V207H146ZM171 208H173V207H170V209ZM97 209H98V207H97ZM104 209V208H103ZM120 209V208H119ZM123 209H125V208H123ZM141 209V208H140ZM179 209V208H178ZM45 210V211H44ZM58 210V211H57ZM98 210H100V209H98ZM105 210V209H104ZM114 210V209H113ZM115 210H116V208H115ZM131 210H132V212H131ZM45 213H44V212ZM47 211V212H46ZM52 211H50L51 212V214H52ZM96 211V210H95ZM101 211V213L103 212L102 210H100ZM107 210H105V212H106ZM108 211H111V210H108ZM122 211H125V210H122ZM142 211H145V209L144 210H142ZM148 211H150V210H148ZM173 211H175V209H173ZM187 211V210H186ZM14 212H16V210L14 211ZM49 212V213H50ZM86 212L88 213L89 211L86 209ZM91 212H93V211H91ZM120 212V211H119ZM119 212H112V213H119ZM139 212H141V211H139ZM146 212V211H145ZM179 212V211H178ZM177 212V213H178ZM13 213V212H12ZM33 213V212H32ZM90 213V212H89ZM88 213V214H89ZM96 213H99V212H97L96 211ZM101 213H99V214H101ZM104 213V212H103ZM103 213H102V215H103ZM107 213V212H106ZM111 213V214H112ZM125 213V212H124ZM124 213H122V214H124ZM148 213V212H147ZM150 213H151V211H150ZM172 213V212H171ZM171 213H169V214H171ZM180 213V212H179ZM188 213V212H187ZM186 213V214H187ZM16 214V213H15ZM17 214H19V212H17ZM58 214V215H57ZM83 214H84V216H83ZM110 214V215H111ZM126 214V213H125ZM135 214V212L133 213V215ZM142 214V213H141ZM141 214H139L140 216H141ZM145 214V213H144ZM154 214V213H153ZM166 214V213H165ZM262 214V216H263V218H262V216H260L259 217V215H261ZM54 215V214H53ZM107 215H108V213H107ZM174 215V214H173ZM20 216V215H19ZM26 216V215H25ZM105 217H107L108 218V216H106V214L104 215ZM131 216H132V214H131ZM158 216H159V214H158ZM157 216V217H158ZM163 216H165V215H163ZM167 216V215H166ZM170 216V215H169ZM18 217V216H17ZM24 217V216H23ZM96 217V216H95ZM99 217V216H98ZM117 217V216H116ZM120 217V216H119ZM135 217V216H134ZM146 217V219H143L142 217L140 218V219H143V221H144V226L145 225H147V223H148V227L156 220V218H155V220L153 221V220H149L148 218H147V216H145ZM150 219L152 218V217H150V216H148ZM156 217V216H155ZM160 217H162V215H161V213H160ZM173 217V216H172ZM192 217V218H191ZM79 218V217H78ZM88 218L86 217L85 219H87V220H83L81 223L83 224V222H86V223H88V222H90V220H88ZM103 218V217H102ZM163 218V217H162ZM178 218H180V217H178ZM186 218V217H185ZM189 218H191L190 220H192V221H190L189 220ZM77 219V218H76ZM93 219V218H92ZM136 219V218H135ZM164 219V218H163ZM166 219V218H165ZM172 219H177V218H172ZM99 220H100V217H99ZM130 220V219H129ZM146 220V221H145ZM183 220V219H182ZM52 221V220H51ZM71 221V222H72ZM77 221V220H76ZM81 221V220H80ZM128 221V220H127ZM132 221V220H131ZM130 221V222H131ZM137 221V220H136ZM135 221V223H137ZM139 221V220H138ZM167 221V220H166ZM179 221V220H178ZM48 222H49V218H48ZM116 222V221H115ZM142 222V221H141ZM140 221H139V223H141ZM152 222V223H151ZM161 222V221H160ZM172 222H173V220H172ZM50 223V222H49ZM48 223V224H49ZM74 223H76V222H74ZM73 223V224H74ZM146 223V224H145ZM157 223V222H156ZM180 223V222H179ZM188 223H190V224H188ZM42 224V223H41ZM60 224V223H59ZM78 224V223H77ZM81 224V225H82ZM95 225H97L96 223H94ZM106 224V223H105ZM134 224V223H133ZM150 224V225H149ZM154 224V223H153ZM159 224V223H158ZM167 225H168V223H166ZM171 224V223H170ZM170 224L168 225V226H170ZM45 225V224H44ZM69 225V224H68ZM136 225V224H135ZM134 225V226H135ZM155 225V227H156V224H154ZM165 225V224H164ZM181 225H179V226H181ZM189 225H190V227H189ZM212 225V226H211ZM43 226V225H42ZM46 226V225H45ZM62 226V225H61ZM64 226V225H63ZM71 226H72V224H71ZM98 226V225H97ZM115 226V225H114ZM133 226V227H134ZM140 226V225H139ZM141 226H142V224H141ZM146 226V227H147ZM163 226V225H162ZM192 226V227H191ZM222 226V227H221ZM40 227H41V225H40ZM65 227V226H64ZM67 227V226H66ZM65 227V228H66ZM105 227V226H104ZM132 227V226H131ZM136 228H138L137 226H135ZM145 227V228H146ZM152 227V226H151ZM174 227V226H173ZM173 227H172V229H173ZM175 227H178V225H176ZM209 227V228H208ZM214 227V228H213ZM21 228V227H20ZM19 228V229H20ZM61 228V227H60ZM65 228H64V230H65ZM73 228V227H72ZM72 228H70V229H72ZM87 228V227H86ZM100 228V227H99ZM109 228V227H108ZM112 228V227H111ZM129 228V227H128ZM142 228V227H141ZM150 228V227H149ZM149 228H146L147 229V231L149 232L150 231V229ZM158 228V227H157ZM170 228V227H169ZM168 228V229H169ZM189 228H191V229H189ZM206 228V229H205ZM207 228L209 229V230H211L212 232L209 234V231L207 230ZM211 228V229H210ZM222 228V230L220 231V229ZM228 228V229H227ZM18 229V230H19ZM37 229V228H36ZM69 229V228H68ZM76 229V228H75ZM80 229H82L81 227H80V225H79V228L77 229V230H80ZM95 229V228H94ZM98 229V228H97ZM97 229H95V230H97ZM140 229V228H139ZM146 229H145V231H146ZM149 229V230H148ZM153 229V228H152ZM162 229V228H161ZM168 229H166L167 231H168ZM185 229V230H184ZM22 230H24V229H22ZM34 230V229H33ZM43 230V229H42ZM57 230V229H56ZM67 230V229H66ZM74 230V229H73ZM72 230V232L74 233V231ZM76 230V231H77ZM101 230V229H100ZM154 230V229H153ZM165 230V229H164ZM176 230H179V228L178 229H176ZM191 230V231H190ZM207 230V231H206ZM21 231V230H20ZM38 231V230H37ZM61 231V230H60ZM121 231H123V230H121ZM127 231V230H126ZM125 231V232H126ZM138 231V230H137ZM141 231V230H140ZM155 231V230H154ZM157 232H158V229L156 230ZM166 231V232H167ZM169 231L171 232V230L169 229ZM174 231V230H173ZM21 232H24V231H21ZM55 232V231H54ZM101 232V231H100ZM106 232H109V231H106ZM118 232V231H117ZM139 232V231H138ZM142 232V231H141ZM144 232V231H143ZM147 232V233H148ZM160 232H161V230H160ZM162 232H163V230H162ZM177 232V231H176ZM179 232V231H178ZM178 232H177V234H178ZM195 232V231H194ZM204 232H207V233H203ZM217 232V233H216ZM20 233V232H19ZM63 233V232H62ZM67 233V232H66ZM80 233V232H79ZM130 233V232H129ZM150 233V232H149ZM159 233V232H158ZM196 233L194 234V235H196ZM220 233V234H219ZM18 234V233H17ZM56 234V233H55ZM58 234H59V232H58ZM87 234V233H86ZM111 234V233H110ZM113 234V233H112ZM117 234V233H116ZM115 234V236L114 237H116L117 235ZM132 234H133V236H134V234H135V231H134V233H131V236H132ZM151 234V233H150ZM161 234V233H160ZM190 234V233H189ZM199 234V235H198ZM206 234V235H205ZM20 235V234H19ZM64 235V234H63ZM94 235H96V234H94ZM106 235V234H105ZM114 235V234H113ZM120 234H118V236H119ZM122 235H124V233L122 234ZM126 235H128L127 233H126ZM138 235V234H137ZM152 235V234H151ZM155 235V234H154ZM163 235H165V234H163ZM168 235V234H167ZM190 235H192V234H190ZM193 235V236H194ZM220 235V236H221ZM229 235H231V234H229ZM25 236V235H24ZM81 236V235H80ZM88 236V235H87ZM129 236H130V234H129ZM128 236V238H130ZM139 236V235H138ZM160 236V235H159ZM177 237H178V235H176ZM196 236V237H197ZM219 236V237H220ZM23 237V236H22ZM135 237V236H134ZM161 237H162V235H161ZM164 238L165 237H168V236H163ZM172 237H174L173 235H172ZM176 237V238H177ZM202 237H200V238H202ZM211 237L212 236H210L209 237V239L207 240V241H209V243H211L212 245H214V246H216V248H217V250L219 249H223V247L221 248H219V246H224L225 247V243H226V245L227 246H230L231 245V239H230V242L228 243V242H226L225 241V239H224V241H225V243L222 241V237L223 236H221L220 238V240H219V238H215L214 236V239H216V241L214 242V239L212 240L211 239ZM212 237V238H213ZM228 237H230V236H228ZM86 238V237H85ZM84 238V239H85ZM88 238V237H87ZM117 238V237H116ZM142 238H143V236H142ZM155 238H157V237H155ZM159 239H160V237H158ZM163 238V239H164ZM175 238V237H174ZM186 238V237H185ZM199 238V237H198ZM198 238H197V240H198ZM22 239V238H21ZM83 239V238H82ZM81 239V240H82ZM120 239V238H119ZM124 238H122V240H123ZM138 239H140V238H138ZM145 239V238H144ZM153 239V236L151 237V239H149V240H152ZM193 239V238H192ZM206 239L204 240V242L206 241ZM237 239V240H238ZM71 240V239H70ZM101 240V239H100ZM113 240H114V238H113ZM154 240V239H153ZM177 240H178V238H177ZM236 240V241H237ZM80 241V240H79ZM91 241V240H90ZM104 241V240H103ZM114 241H116V240H114ZM141 241V240H140ZM147 241V240H146ZM170 241V240H169ZM212 241H213V243H212ZM235 241V242H236ZM239 241V240H238ZM259 242V245H258V243L257 244H254L255 242ZM86 241H84V243H85ZM92 242V241H91ZM100 242V241H99ZM107 242V241H106ZM125 242V241H124ZM138 242V241H137ZM143 242H144V240H143ZM163 242V241H162ZM179 242V241H178ZM234 241H232V243H233ZM82 243H83V241H82ZM87 243H89V242H87ZM86 243V244H87ZM98 243V242H97ZM117 244H119L118 242H116ZM122 243V242H121ZM148 243V242H147ZM156 243V241H154V244ZM159 243V241L156 243V245L155 246H158L157 244ZM166 243V242H165ZM173 243V242H172ZM172 243H170V245L172 244ZM205 243H208V242H205ZM254 245H253V244ZM73 244V243H72ZM89 244H91V243H89ZM95 244V243H94ZM111 244H114V242L113 243H111ZM129 244H130V242H129ZM133 244V243H132ZM138 244V243H137ZM143 244H145V243H143ZM142 244V245H143ZM224 244V245H223ZM236 244H237V242H236ZM235 244V245H236ZM237 244V245H238ZM251 244H252V246H251ZM107 245V244H106ZM109 245V244H108ZM116 245V244H115ZM115 245H114V247H115ZM121 245V244H120ZM136 245V241L134 242V246ZM149 245V244H148ZM147 245V246H148ZM159 245H161L160 243H159ZM207 245H209V244H207ZM236 245V246H237ZM245 245V246H244ZM258 245V246H257ZM111 246V245H110ZM150 246V245H149ZM198 246H200V245H198ZM218 246V247H217ZM239 246V245H238ZM253 246H254V248H253ZM83 247H84V245H83ZM96 247V246H95ZM97 247H99L98 248V250H102L100 253H99V255L104 251V250H106V248L104 249V247H106V246H104L103 245V242H101L100 244H98V246ZM113 247V246H112ZM124 247V246H123ZM122 247V248H123ZM125 247H127V246H125ZM125 247L123 248V249H125ZM129 247V246H128ZM153 247V246H152ZM242 247V248H243ZM82 248V247H81ZM116 249H117V247H115ZM118 248H119V245H118ZM122 248H120V249H122ZM131 247H129V249H130ZM135 248H137L138 249V247H136L135 246ZM142 248V247H141ZM156 248V247H155ZM171 248V247H170ZM189 248H191L190 246H189ZM202 248H204V245H203V247ZM215 248V249H216ZM226 248V247H225ZM238 248V247H237ZM243 248V249H244ZM92 249H95L96 251H98L97 250V248H92ZM108 249V248H107ZM112 249V248H111ZM128 249V248H127ZM129 249H128V251H129ZM132 249H134V248H132ZM145 249H146V247H145ZM177 249V248H176ZM233 249V248H232ZM251 249V250H252ZM83 250V249H82ZM110 250V249H109ZM109 250H108V252H109ZM115 250V249H114ZM143 250H144V248H143ZM148 250V249H147ZM191 250H192V248H191ZM230 250V249H229ZM245 250H247V248H245ZM249 250V249H248ZM264 250V249H263ZM112 251V250H111ZM119 251V250H118ZM124 251V250H123ZM126 251V250H125ZM124 251V252H125ZM133 251V250H132ZM137 251V250H136ZM166 251V250H165ZM198 251V250H197ZM255 251H257V249H255ZM81 252V251H80ZM107 252V251H106ZM123 252V253H124ZM135 252V251H134ZM143 252V251H142ZM206 252V251H205ZM224 252H225V250H224ZM233 252V251H232ZM243 252V251H242ZM263 252V251H262ZM84 253H86V252H84ZM91 253H92V251H91ZM94 253V252H93ZM112 253V252H111ZM110 253V254H111ZM155 253V252H154ZM220 253V255H215V254H211V255H207L206 257H204L203 259L200 257V260H196V261H198V262H196L197 264H221V263H223L224 262V255H222L221 256V252H219ZM235 253V252H234ZM244 253V252H243ZM242 253V254H243ZM104 254V253H103ZM135 254V253H134ZM137 254H139V253H137ZM150 254V253H149ZM160 254V253H159ZM192 254L193 253H191L190 255H191V257L190 258H192ZM227 254V253H226ZM245 254V253H244ZM247 254V253H246ZM249 254V253H248ZM251 254H252V252H251ZM250 254V255H251ZM263 254V253H262ZM92 255V254H91ZM98 255V254H97ZM109 255V254H108ZM117 255V254H116ZM120 255V254H119ZM131 255H132V253H131ZM140 255V254H139ZM168 255V254H167ZM177 255V254H176ZM175 255V256H176ZM178 255H179V253H178ZM188 253L187 254H183L182 255V257L181 258H183V260L181 259L180 261H182V262H185L184 260H185V258H187L188 257ZM194 255V254H193ZM227 255H229V254H227ZM237 254H235V256L234 257H237L236 256ZM241 255V254H240ZM239 255V256H240ZM260 255V254H259ZM264 255V254H263ZM87 256H88V254H87ZM110 256V255H109ZM156 256V255H155ZM183 256H187V257H183ZM223 257V258H221V257ZM243 256V255H242ZM254 256V257H253ZM262 256V255H261ZM260 256V257H261ZM84 257V256H83ZM85 257H86V255H85ZM92 257H93V255H92ZM92 257L90 258V260H92ZM111 257V256H110ZM113 257V256H112ZM128 257H132V259L134 258L133 257V255L132 256H128ZM159 257V256H158ZM179 257V256H178ZM253 257V258H252ZM89 258V257H88ZM87 258V259H88ZM104 258V257H103ZM116 257H114L113 259H115ZM140 258V257H139ZM157 258V257H156ZM156 258H155V261H156ZM166 258V257H165ZM194 258H196V257H194ZM232 258V257H231ZM254 258H257L256 260L254 259ZM262 258H263V256H262ZM58 259V258H57ZM59 259H60V257H59ZM64 259H66V258H64ZM87 259H85V260H87ZM96 259V257L94 258V260ZM106 259V258H105ZM107 259H109V257H107ZM117 259H119V258H117ZM117 259H115V261L117 260ZM123 259V258H122ZM145 259H147V258H145ZM149 259V258H148ZM180 259V258H179ZM233 259V258H232ZM232 259H230V260H232ZM238 259V258H237ZM259 259V256L258 255H256L255 256V254L254 255H251V258H249V257H246V259H245V263L244 264H262L263 263V261H261V259L260 260H258ZM121 260V259H120ZM161 260V259H160ZM194 260V259H193ZM243 260V259H242ZM264 260V259H263ZM60 261V260H59ZM62 261V260H61ZM66 261V260H65ZM80 261V260H79ZM96 262H97V259L95 260ZM94 261V262H95ZM105 261V260H104ZM136 261V260H135ZM233 261V260H232ZM234 261H235V258H234ZM237 261V260H236ZM241 261V260H240ZM63 262V261H62ZM90 262V261H89ZM92 262V261H91ZM102 262L103 261H101V264H102ZM117 262V261H116ZM128 262V261H127ZM131 262H133V261H131ZM141 262H142V260H141ZM144 262H146V261H144ZM154 262V261H153ZM164 262V261H163ZM166 262H168V261H166ZM182 262H180V263H182ZM189 262V261H188ZM188 262H185V263H183V264H188ZM191 262H192V260H191ZM227 262H229V261H227ZM239 262V261H238ZM242 262V261H241ZM262 262V263H261ZM114 263V262H113ZM120 264H122L121 262H119ZM148 263V262H147ZM178 263V262H177ZM235 263V262H234ZM237 263V262H236ZM64 264V263H63ZM73 264V263H72ZM84 264V263H83ZM96 264V263H95ZM98 264H100V262L98 263ZM110 264V263H109ZM115 264V263H114ZM134 264H136V263H134ZM138 264V263H137ZM139 264H140V262H139ZM164 264H166V263H164ZM169 264V263H168ZM230 264V263H229ZM242 264V263H241ZM264 264V263H263Z\"/></svg>","mask_w":264,"mask_h":264}]
</instances>
